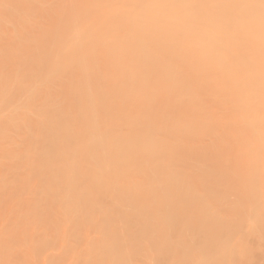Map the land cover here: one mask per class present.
Here are the masks:
<instances>
[{
	"label": "rangeland",
	"instance_id": "374dc122",
	"mask_svg": "<svg viewBox=\"0 0 264 264\" xmlns=\"http://www.w3.org/2000/svg\"><path fill=\"white\" fill-rule=\"evenodd\" d=\"M21 1H23V0H21ZM21 1H19V2L15 1V3H14L12 0L9 2H8V0H4V2H3V0H0V5L2 6V9H0V12H1V14H0V38L1 39L3 38V40L0 41V263L1 264H13V262H14V264H74L75 262H77L78 264H80L83 261L81 264H100V263L101 264H107V262H108V264H116L117 262L119 264H121V263L122 264H125V263L129 264V262H130V264L131 263L132 264H142V263L143 264H148V263L149 264H156V263L157 264H159V263L160 264H163V263L164 264H183V263L184 264H188V263L189 264H203V263L204 264H206V263L207 264H215V262H216V264H223V262L227 260L228 263L224 262L225 264H230V263H233V264H237V263L238 264H241V263L242 264H264V251H262V250H264V212H263L264 211V208H263L264 207V203H263L264 202V199H263L264 198V192H263L264 191V184H263V182H264V179H263L264 178V169H263L264 168V151H263V149H264V140H263L264 139V110H263L264 109V93H263L264 92V90H263L264 89V78H263L264 77V49H263L264 48V37H263L264 31L262 30L263 33H261L262 32L261 31L260 35L256 36L257 35V33H256V35H254L252 37L254 32H252L251 29H248V31L253 33L250 36V33L247 32V30L245 28L246 33L243 32L244 34L239 35L236 32H237V30H239V28H242L243 26L240 27L239 24L236 22L238 24V27H239V28H237V24H233L231 22L232 26L235 25L233 27H235V29L237 28V30H235L237 37H239V43L237 41V43H236L237 45L234 43H229V42H231V40L233 42H236L233 40L234 37H232V35H235V34L231 33V32H234L233 30H231V32H229L230 30L228 31L227 28H225V30H226L225 31L223 29L225 26H223L221 29H218V30L216 29L218 32H222V33H220V35H218L219 33H216L218 36L216 34H212V39L210 38L211 39L210 42H208L209 40H207L209 38L206 39L207 42L204 40V38L202 36L203 31L201 29H197V28H194L196 30L192 29L191 31H187V33H186V31L183 30L184 35L182 33L180 34L178 32L180 35L179 37L177 36L178 34L177 35L173 34L174 37L177 36L178 38H180L183 35L181 37L182 40L185 39V36H186V39H185L186 41L191 42L190 39H192L193 41H192V43H186V41L184 40L183 44L186 43L187 46H185L181 43L184 47H187V48L181 47L182 45L178 44L180 47L179 48L175 42V46L172 47V51L170 50L172 53H170V52L169 53H170L171 57L173 56L172 54H175V53L179 56L172 57V60L175 63V64H173L172 67H174V69H175V67L179 65L180 67L178 66V69L179 70L183 69L184 73H186L187 76H190V77L191 76L194 77L196 74H198L199 76L202 75V76H200L201 78L197 76V79H195L196 76L193 79H192V77H191V79L187 78L188 79V80L186 79L187 82L181 81L184 78L180 79V83H179V81H177V83L180 84V86L179 85H177V86L180 88H178V87L177 88L181 89V86H182V88H184L182 90H183V93L185 95L184 90H186L188 88L187 86H189V89H187V90L190 91V90L194 89V86L196 85L195 86L196 89H194L193 93H191L194 95V97H196V95L200 92V95L198 94L199 96H197V98H195V104L197 105V103L198 102L200 103V101L202 100L201 101L202 103H200V104H202L203 106L207 105L208 106L207 109L212 107L213 111H211V113H210L211 108L208 111L206 109V107L203 109L202 105H201L199 111H197V110L195 111L193 108H192V110L191 109H180V108H187L186 105H189L192 101L193 102L191 105L194 106V104H193L194 100H192L193 95L190 96L192 98H190L189 96L187 97L188 94L183 96V98H185V99H183L179 96L181 98V100H178V102L182 101V100L184 102L185 100H187L186 98H189V100H188L189 103H187V102H185V103L179 102L178 103L177 102L178 104H180V103L183 105L185 104L184 105L185 107L180 104V106H181L180 108H177V104H176L175 99H174L175 102L171 99V101H173V103L170 102L171 97L166 98L167 100L165 99L166 91H165V93H163L164 91L163 92L161 91L163 89H160V91H158L157 93L159 94V96L162 95V93H163V95L165 96V97L163 96L164 99L161 98V100H160V97L157 96V93H155L154 95L152 93V95H150V93L154 92L153 90H155L158 85H161V86L163 85V87H164V84L166 83L165 82L163 84L161 82L162 80L161 79L159 80V78L162 77L163 74L161 73L162 71L159 73V69H158L157 73H159V75L157 73L156 74L158 76L155 75L158 78L156 81L159 80L157 82L158 85L154 84V80L151 81L152 78L155 77L154 72H152L154 77L152 76L151 79L146 78L147 80H150L152 83L150 81L149 82L144 81L143 78L140 77L145 83H147V84L149 83L148 84L149 86L147 85L148 87L145 86L148 90H149V88H151L150 85H152V84L157 85V86L154 87L152 85V87L154 89H152L150 91L149 95L146 94L147 97L148 96L151 97L150 98L151 102L147 103L146 101H143L144 100V99H142L143 97L140 98L141 94H139V97H137V98L140 100H138L136 98L137 104H135V106L142 105L141 106L142 108L138 107V108H140V110L138 112H134V110H133V109H135V108H133L134 107L133 106L134 100L131 98H133L135 96L132 95V97L129 98L128 96H124L126 94L122 95L123 86H124V84H126L124 80L127 77L125 76L126 78H124V76H121L122 75L121 74V75H118V77L121 76L118 79L117 73H116V76H115V73H112L113 69L112 70L110 69V66H112V64H105L104 63V62L110 63V61H108L109 58H108V60L106 59L107 55H102V54H104V52L103 53L99 52L100 49L97 50V48L96 49L92 48L93 50L98 52V53L94 52L92 55H95L96 58L99 55V57H100V58L98 57L100 59L99 61H98V58L96 60L95 57L91 61L90 58H92L91 57L92 55L90 57H89V55H86L84 58L87 61V58L89 57L88 62L89 63L91 62L92 65H94V63H95V62L93 63V61H96L98 63L97 66L99 65L98 68H100L102 66L99 63H101V64L104 63L105 65L103 64V67H101L102 71H101V73L100 72L99 73L102 75V73L105 72L104 73L105 75L108 73H109V75H110V73L112 75H114L115 79L116 78L118 79L114 82V84H113V80H111L112 78H110V79H108L107 77L105 78V75H104V77H102L97 73L98 71L95 73L94 71L96 70L97 67L95 68V67L91 66V71L94 68H95V70L91 74V71L89 68L90 72L89 71L88 72L91 75H88L89 73H87V70H88L89 64L87 65L85 63L83 65L84 66V68H83L84 72H82V70L79 69L80 67L78 69L76 68L79 66V64H80L79 62H77L78 64L75 66L76 63H73V61H72V64H74V67L76 68L75 69L74 67H72L73 65H71L70 67H72V71H71V68L70 69L68 68V64L66 65L67 62L64 61L65 65H66V67H65L64 64L60 63L61 60L63 61V59L65 60L68 58L70 59V58H72V55H70V57H67L69 55L62 56L59 52L62 51V49H64V48H62V49L60 48L61 50L57 49L58 54L56 53L58 55L57 57H59V60H60V61L58 60L59 64H60L58 66H60L62 68H60L59 70H56L57 66L54 67L55 69L54 68L53 69L55 70V72L45 74V75H47V78L45 81H42L43 77L40 78V75L43 74L42 71H43V68H45L43 64L46 63L49 59H52L50 56V58H48V60L46 61L45 58L47 56L44 55L43 52H46L44 49H47V47L49 48L53 45V44L52 45L50 44V46L48 45V41H47L48 39L47 38H50L49 41L50 40L53 41L52 40L53 38L51 39L52 32H51V35H49V36L46 34V32L48 34H50L49 29H47V30L45 29L46 30L45 34H44V32H42L44 35H46V37L43 36L44 37L43 40H45V38L47 39L45 42V44L47 43V47L44 48L46 45L43 46L44 43L41 42L43 40L40 41V39H39L40 37L38 36V33H41L40 30H42V28L40 26L44 22V19L46 17H44V18L42 17L43 20H41V16L43 15L42 12L39 13L40 15L39 14L37 15L36 14L37 10L34 8L44 9L46 7L45 9H48L49 10L48 12L52 13L51 15H49L45 11V13H47V15H49V17L50 16H52V17L56 16L53 19H52V17L49 19V23L52 22L51 25L53 24V27L54 26L57 27L59 25L60 20H62L63 23L64 22L66 23V20H68V23H70V18H68V15H67L66 19H65V16H64V18H62L61 15L53 13V12H56V8L51 7L52 5H54L53 3L51 6H49L50 3L48 2V0H44L45 3L43 2V0H38V2L40 1L39 3L35 0L34 2L38 3L39 6L37 4L36 5L34 4L33 10H32V6H31V4L33 5V0H31L32 2L28 0L27 3L28 2H30V3L26 4L27 7L28 8L31 7V9L30 8L28 9L27 7H25L26 5H22V6H24V7H22L21 4H25L26 2L23 1V3H22ZM227 1L225 2V0H223V2L222 1L221 2L226 3V4H228V2H231V0L228 2ZM241 1L239 0L240 3H241ZM250 1L252 2V0H248L249 3L247 1H246V3L243 2V3H245L243 7L247 8L248 4L252 6ZM253 1L257 2L256 4H254V6H252L255 9H257V11H255V13L252 14V15H254L252 17L257 16L258 18L256 17L257 21L254 19V22H257V24H255L253 21L252 22L255 25V27L258 24H260L259 26L264 27V20H263L264 19V6H263L264 3H262L263 0H253ZM1 2L2 3L7 2V3H5L7 5V7H10L9 6L10 2H13V4L11 3V7H10L11 10H12V5H16L15 7L17 8V4H18L19 7L21 6L22 8H24V9L20 10V11H23L24 13L19 12L18 8L17 9L13 8V10L10 13V10L7 11V9H4L5 5L4 4L2 5ZM46 2H48L49 4ZM64 2H65V0H64ZM233 2H234V5L236 6L237 4H235V2L237 3V1L233 0ZM259 2H261V3H259ZM19 3H21V4H19ZM68 3H71V1L68 0L67 3L65 2V6H67ZM243 3H242V5H243ZM212 4H214V2ZM216 4H217V2H216ZM216 4H214V5H216ZM231 4H232V2H231ZM222 5L223 4H221V6ZM228 5H227V7H228ZM238 5H240V4H238ZM1 6H0V8H1ZM36 6H38V7H36ZM217 6L211 7V10H214V7H217ZM219 6H220V4H219ZM221 6H220V9H221ZM223 6H226V5L224 4ZM240 7H242V6H240ZM3 9H4V11H2ZM25 9L28 10L27 11L28 13H26ZM225 9L222 11H224V12L227 11V9L226 10ZM248 9L250 10V8H248ZM248 9H242V10L240 9L241 10L240 13H239L240 10L238 9L239 10L238 13L239 14H243V13L248 14V12H247ZM14 10H16L17 12H13ZM30 10L36 11L33 13H35V15H36V20L40 19L39 22H41V23L38 24V22H37V24H36V22H35L36 20L32 19V17L35 18V16L29 14ZM243 10H244V12H243ZM254 10L252 9L251 11H254ZM215 11L217 13L220 10L219 9L217 10V8H216ZM230 11H231V8H230L229 12ZM232 11L234 12L235 10L233 9ZM251 11H249V13ZM258 11L261 14H258L257 13ZM229 12H225V13H227V15L226 14H224V15L227 17ZM212 13L214 14L215 12L213 11ZM221 13H219L220 16L222 15ZM251 13H253V12H251ZM256 13L260 16H262V15L263 16L260 17V16L256 15ZM213 14H211V15L214 16ZM229 14H231V16H233L234 13L232 14L230 12ZM37 16L40 18H38ZM231 16H229V17H231ZM248 16H249V14L247 15V17ZM250 16H251V14H250ZM57 17H58V21H59V22L57 21L58 23L55 22L57 20ZM226 17H224L225 20H227ZM233 17L238 18L239 16L237 15V16H233ZM240 17L243 18L244 16H240ZM240 17H239V19H240ZM252 17H251V19H252ZM261 18H263V19H261ZM79 19H80V17H79ZM213 19H215V18H213ZM213 19L211 21V24L216 23L215 20H213ZM221 19H223V18L219 19V16H218V19H216V20L217 21L220 20L222 22ZM230 19H232V18H230ZM230 19H228V21ZM239 19H237L236 21L239 22L240 21ZM225 20H223V22ZM233 20H231V21H233ZM244 20H246V17ZM262 20H263V23H262ZM81 21H82V19H81ZM81 21H78L79 23H77V25L82 23ZM249 21L251 23V20H248L246 25H248ZM258 21H259V23H258ZM54 24H58V25H54ZM60 24H61V22H60ZM36 25H39L40 28H38V29H40V30L37 29ZM71 25L73 26V24H71ZM74 25H75V23H74ZM77 25L73 26L74 28L68 26L69 27V28L67 27L68 30H65V31H63V28L59 25V27L62 29V31L65 32V34L63 32L62 33L60 32V34H63L60 36V38H59V35H57V32L55 34L58 36V39H60V40L62 39L61 41L56 39V37L54 36V38L59 41V45H60V42H64V40H65V39H63L65 37L62 38V36H65L66 34L73 35L70 33V31L74 32L73 29H75V27H77ZM213 25H212V28L210 29L212 31L211 33L214 32L213 31L214 27L216 28V26H217V28H220V27H218L220 25V23L218 25L217 24L214 25V27H213ZM42 26H43V28H46V27H44V23ZM250 26L252 27L251 24H250ZM63 27H66V26L63 25ZM261 27H259L258 31H260ZM67 28H65V29H67ZM229 28H231V27H229ZM55 29L56 28H53V31ZM253 29H254V26H253ZM262 29H264V28H262ZM216 30H215V32H217ZM219 30H221V31H219ZM192 31H193V34H192ZM253 31H256V30H253ZM184 32L186 33V35ZM188 32H190V33H188ZM225 32H228L227 33L228 35L230 33L229 36H226V37H229L228 39L226 37H223L226 35ZM53 33H55V32H53ZM58 34H59V32H58ZM188 35H191V36H188ZM40 36H41V38H43L42 35H40ZM187 36L189 37V40H188ZM213 36H214V38H213ZM221 36L223 37V40H225L224 38H226L227 42L230 39V37H232L231 40L228 42L229 44H227L225 41H222ZM29 37H31V38H29ZM67 37H68V38H66L67 41L65 40L66 46L60 45V47L64 46L65 49H66V47H68V50H66V51H69V49L72 45L70 46L68 44H71V42L73 43L75 40L71 41V40H73V38H71L73 36L68 35ZM192 37H194V38L195 37H199V38L202 37V38L201 39L198 38L199 41H196L198 39L197 38L194 39ZM219 37H221L220 40H219ZM237 37L235 36V40ZM262 37H263L262 42H258L257 44H258V46L262 45L263 47L261 46V47L257 48V51H256L257 54L252 53V52H255V50H256L254 48L258 47V46H256L257 44H254L253 42L259 41V39H261ZM107 38H108V36H107ZM107 38H105V39H107ZM155 38H156V36H155ZM68 40H70L71 42L67 43ZM107 40H110V39H107ZM153 40L154 39H152V41ZM194 40L196 42L200 43L199 44L200 46H198L197 45L198 43L196 44ZM201 40H203V42ZM86 41H88V40H86ZM157 41H158V38H157ZM215 41L217 42V44L215 43ZM218 41H219V43H218ZM7 42H11V43H7ZM89 42L90 41L84 42V43L79 42V44H80L79 47H77L78 43H75V44L73 43V46L74 45L75 46L74 47L72 46V47L73 48H75V47L80 48L82 46H85L86 48H89L91 46V44ZM105 42H107V41L105 40ZM154 42H156V41H153V43ZM177 42H179V41H177ZM223 42H224L223 45L225 46L224 47L225 52H224V48L219 46V45H221L220 43H223ZM39 43H42L41 49L43 50V52H42L43 54H41V57H38L39 51H36V47H37V50L39 49V46H37V44L39 45ZM55 43L57 46H59L57 42H55ZM100 43L103 44L102 41ZM113 43H114V41H113ZM113 43H111V45L114 46L115 44H113ZM194 43H195V45H194ZM203 43L205 44L206 47L203 46L204 45ZM211 43H213V44H211ZM245 43H247V44H245ZM28 44H29V47H28ZM89 44H90V46H88ZM157 44H158V42H156V45ZM190 44L191 45L193 44L195 46V48L193 46H191L192 48H190V50H192V52L188 50L189 53L193 54V52L196 51L194 49H198L199 53L203 51L202 54L197 53V51H196L197 55L195 54V52L192 56H190V54H187L188 52L186 49H189L188 45H190ZM215 44H216V47L219 46V48H223V49L219 50V49H217L218 47L215 49ZM225 44L230 45V46L227 47ZM7 45H9L10 47H8ZM56 45H53V46L55 48H58V47H56ZM98 45H97V47H99ZM111 45H109V46L111 47ZM153 45H154V48L151 47L152 50H154L156 48L155 43ZM235 45L237 46V48L232 47ZM246 45H247V47H246ZM42 46H43V48H42ZM211 46H214V47H211ZM94 47H96V46L94 45ZM107 47H108V44H107L106 48ZM199 47H201V50H199L200 49ZM226 47L227 48L232 47V49H234V50L238 49V50L233 52L232 49L228 50V49H226ZM24 48H28L31 51H29V50L26 51L27 49L25 50ZM82 48L84 49V47H82ZM102 48H101V51H103V49H104V48L103 49ZM204 48H206V49H204ZM111 49H112V47L110 49H108V51L111 52L110 51ZM162 49L164 50V48H162ZM173 49H177V50L179 49L178 50L179 54L177 53L176 50L174 51ZM202 49H204L205 51ZM214 49H215V52H214ZM251 49L254 51H251ZM50 50H47V52ZM76 50H74V54L79 52ZM182 50H186L185 52H187V53L184 54L185 52H183ZM209 50H211L213 53L210 52ZM66 51H64V53H66ZM80 51H81V53L80 52L79 53L82 54V52L84 50L82 51V49H81ZM179 51H181V52H179ZM206 51H207V53L209 52L208 55H211L213 60H211V57L206 54ZM228 51H229V53H228ZM262 51H263V53H262ZM51 52H53V51H51ZM54 52H57V51H55V49H54ZM130 52H132V51H130ZM216 52H218V54L215 56ZM230 52H232L233 54ZM240 52L243 54L241 55ZM247 52H249L250 54H255V55L251 56V58L254 57L252 60L250 58V54ZM79 53H77V54H79ZM84 53L87 54V51L86 52L84 51ZM181 53H183L184 55ZM237 53H238L239 57H237ZM54 54L52 55L53 57H55ZM67 54H72V49H71V53L68 52ZM133 54H132V56H134ZM204 54H206L210 60L208 59L206 61L205 59H207L206 58L207 56L206 57L203 56ZM222 54H225V55H222ZM230 54L232 56H230ZM234 54H236V55H234ZM43 55L46 56V57H44L45 61L43 63H41L42 66H40L38 62H41V61H39L38 58L42 59ZM75 55H73V57ZM82 55H78V58H80ZM170 55L166 54V56H170ZM180 55L183 56L185 58V60L182 59L183 57L181 58ZM218 55H219V57H220V55H222L223 58L221 56L220 57L221 59H220L218 57ZM243 55L246 56V58ZM60 56L63 59H61ZM102 56H103L104 60H102ZM196 56H197V58H198V56H200V57L198 59L194 60V58H196ZM75 57H74V60H75ZM186 57L188 59H189V57H194V58H192V60L190 58V61H189ZM224 57L226 59H224ZM231 57H234L235 59L234 58L232 59ZM241 57L242 58L244 57V59L242 60ZM256 57H258V58H256ZM26 58H29V59H27L28 61H26ZM112 58L115 59L114 64H115V62H116V64L117 63L120 64V62H119L120 58H118V57H116V58L112 57ZM174 58H177V59L181 58L182 60L179 59V60L175 61L176 59L174 60ZM55 59H56V57L53 59V61ZM81 59H83V57ZM200 59H202V60H200ZM245 59H246V61H245ZM257 59H258V61H257ZM68 60H66V61H68ZM76 60L74 62H76ZM80 60H77V61H80ZM186 60L189 62H187ZM193 60L195 62L200 63V64H198V63H197L198 65L193 64V62H194ZM223 60L228 61V62L232 61V63L234 65L230 62V63H228L227 68L224 67L226 65L221 66L220 61H223ZM234 60H236V61H234ZM240 60H242L243 63H240L241 62ZM248 60L250 61L249 63H248ZM254 60H255V63H254ZM53 61L51 60L50 63ZM70 61L68 63H70ZM112 61H113V59H112ZM182 61H186V62H182ZM201 61L202 62L204 61L206 64H208V63L209 64L208 65H206L205 63L202 64ZM214 61H217V63L215 62L216 63L215 64ZM30 62H31V64H30ZM55 62H57V60ZM210 62H212L213 64ZM244 62L246 63L247 66L241 65V64H244ZM252 62H253V64H252ZM177 63H179V64H177ZM186 63H187L188 69H189V65H190L191 66L190 69L192 68V69L196 70L195 72L193 71V73L195 75L190 74V72H192V69H191V71H189L188 69L185 70L187 68V66H185ZM259 63H261V64L259 65ZM182 64H184L185 68ZM229 64H231V65H229ZM127 65L128 64H126V66ZM162 65H163V63L161 64V66ZM238 65H240V66H238ZM254 65H256V66H254ZM52 66L53 65H51V66L49 65L48 68H47V66H46V68L49 70V68L50 67L52 68ZM81 66H82V64H81ZM94 66H96V64ZM104 66H106V67L104 68ZM181 66H182V68H181ZM196 66L197 67L199 66L200 68L199 67L195 68ZM201 66H202V68H201ZM210 66H212V67L210 68ZM232 66L235 68V70L232 69ZM64 67L66 69L67 68L69 69L70 75H68V72H69L68 70L64 71ZM107 67L109 68V71L111 70L112 72L106 73L107 72L106 69H108ZM116 67H117L118 71L114 69V72L115 71L121 72L119 70H120V67H122V63ZM128 67L130 68V66H128ZM147 67H149V66H147ZM205 67H207V68H205ZM236 67L241 72L239 71L237 73L238 70L236 69ZM203 68H204V72L207 69V71H210L212 73H209L207 71L205 73H203ZM216 68L218 69L219 73H217ZM242 68H244V70H243L244 73L246 72L248 77L251 76V78H248V77L243 78V77H246L247 75H246V73L243 74ZM47 69L46 70L44 69L45 73H46V71H48ZM123 69H124V67L121 68L122 73L124 74L126 71L124 70L125 72H123ZM171 69H173V68H171ZM178 69H177V71H178ZM199 69H200V71H199ZM261 69H262V72H261ZM30 70H32L31 71L32 74L30 73L32 75V78L30 75L28 76V73H27V72H30ZM51 70L52 69H50V71ZM73 70H76L75 73L77 72L76 73L77 75H81V76H77L76 74H74V75H76V77H78V79L75 78L73 75H72L73 77H71V72H73ZM130 70L129 71L127 70V71L133 72V69L131 71ZM137 70L138 69H135V72ZM197 70L199 71L200 74L197 73L198 72ZM251 70H253V72ZM259 70H260V72H259ZM25 71H26V73H25ZM188 71H189V73H187ZM232 71H234L235 73ZM248 71L250 72L251 75L249 74ZM135 72H133V73H135ZM163 72L165 73L164 69H163ZM229 72H231L233 74L230 73L228 75ZM93 73L98 74L97 77H99V78L96 79L98 81H94V82L92 81V80H95L94 77L96 76ZM138 73H139V71H138ZM215 73H217V75ZM255 73H256V75H255ZM259 73H261V75ZM204 74H207V75H204ZM208 74L211 78L208 76ZM211 74L212 75L214 74V76H212ZM218 74L220 76V79L217 81L216 78L219 77ZM253 74L255 75V78L258 76V74H259L258 77L263 76V77H261L263 80L260 81L261 79L258 77L256 79L253 78ZM25 75H27V78ZM124 75H126V73ZM135 75H137V74H135ZM147 75H149V74H147ZM151 75H149V77ZM129 76H131V74ZM129 76L127 78L129 83L126 85H130V81L132 80V79L130 80ZM167 76H168V74L166 73V77ZM206 76H207V78H206ZM215 76H216V78H215ZM79 77H81V78L79 79ZM202 77H204V79ZM221 77H223V78H221ZM238 77L239 78L241 77V78L239 79ZM39 78L42 80H40ZM82 78L86 80V83H84ZM134 78H136V80L134 81L135 85H138L137 88H139L144 94V90H146V89L145 88H144V90L141 89L144 86V85L141 86V84H143V83H141L142 80L138 79V80H140V83H141L139 85L138 80H137L138 77L135 76ZM163 79H164V77H163ZM198 79L200 80V84H196L199 82ZM242 79H244L243 80L244 82L241 81ZM258 79H259V81H258ZM59 80H62V83H63L62 85L65 84L64 86L60 85L63 87V88H61V87L60 88L65 93L64 96H63L64 93L61 92L62 90H60V91L56 90L60 84ZM190 80H191V82H189ZM202 80L204 83L202 82ZM234 80H236V82H237V80H239L237 82V84L235 83L236 87L240 86V88L238 87L240 89L239 92L237 91L238 89L235 87L234 83H232V81L235 82ZM41 81H42V84H41ZM117 81H119L120 83H124V84H121V86L122 85L123 86L120 87V84ZM164 81H166V80H164ZM167 81H168V83H167L168 85L166 84V86H165L166 90H168V86H170V88L172 89L174 87V86L172 87V85L175 83H173V80L171 82V80L167 79ZM194 81H195V83H194ZM213 81L216 83L212 84ZM220 81L222 82L221 86H220V83H218ZM225 81L226 82L228 81V82L226 83ZM248 81H252V82L251 83L249 82L250 83L249 84V83H247ZM43 82H44V84H43ZM95 82H97L96 86H95V84H96ZM105 82H110L111 85L109 86V83H107L108 85H104ZM159 82H161V84ZM181 82H183V85H181ZM260 82H261V85H260ZM116 83L119 84L117 88L120 91L117 90ZM184 83L186 84L185 86H184ZM210 83H211V85L214 86V88H213V86L211 87ZM246 83L248 85H245ZM187 84L193 85L192 89L190 88V85H187ZM217 84L219 87L217 86ZM255 84H258V85H255ZM40 85H42L43 88L46 87V89H43V88L41 89ZM43 85H46V86H43ZM113 85H115V86L112 87ZM198 85H199V87H198ZM208 85L211 88H213L214 90L213 89L210 90ZM47 86L49 87L48 89H50V92L48 91ZM91 86L92 87L95 86L94 87L95 90L93 88H91ZM104 86H106V88H107V86H108V88H111V89L113 88V91L112 90L109 91L110 89L104 90V88H105ZM161 86H159V87L161 88ZM222 86L224 88H222ZM246 86H248V87L252 86V87L248 88ZM65 87H66V89H65ZM97 87H99V88L96 89ZM229 87L231 88V90ZM242 87H243V89H241ZM261 87H262V91L260 89ZM115 88H116V91H114ZM133 88H135L134 84H133ZM170 88H169V90L172 93L173 90H171ZM224 89H226V91ZM40 90L42 93H44L46 91L49 92L50 97L57 96L58 94L53 95V93L56 94V92L57 93L59 92L60 94H62V95L59 94L61 99L57 98L58 96L56 97L57 99L60 100V102L62 101L61 102L62 105H60L58 103L59 105L57 106V104H55L58 109L57 108L54 109V107H56V106L52 107L53 104H51V106L49 107V102H51L52 100H49L50 97L48 95H47V97L49 99L47 97H45L47 93H44V96H43L41 94ZM43 90H45V91H43ZM58 90H59V88H58ZM102 90L104 93L102 92ZM169 90L167 91V93H170ZM196 90H198V91H196ZM229 90L231 93H229ZM233 90H235L236 92ZM117 91H119L121 93H119ZM156 91L157 90H155V92ZM211 91H212V94H211ZM216 91L219 93H221L223 91L221 93L222 95H220L219 93L217 94ZM224 91L225 92L228 91V92L225 93ZM249 91H250V94H248ZM134 92H136V91H134ZM160 92H162V93L160 94ZM190 92H192V91H190ZM190 92L186 91V93H190ZM194 92H196V93L194 94ZM127 93H129V91ZM131 93L134 94L133 92H131ZM145 93H148V91L146 90ZM208 93H210V95ZM39 94H41L44 97V99H46V100L41 99L42 96ZM155 95L158 98H156ZM213 95H216V96L213 97ZM245 95H247V97H245ZM143 96H145V95H143ZM153 96L156 98L157 101H155L154 98H152ZM209 96L212 97L211 100H209V98H210ZM221 96H222V98H220ZM198 97H200L199 98L200 100L198 99ZM201 97H205L204 99L207 101L205 102V100H203ZM229 97H230V101H229V99H226ZM56 98H55L54 102H56ZM52 99L54 100V98H52ZM145 99L147 100L146 97H145ZM221 99H223V100H221ZM153 100H154V102H156V105H154V104L151 105V103H154ZM165 100L170 102V103L167 102L166 104L167 105L171 104L170 106H168L171 109H168V107H166V105L164 104L166 102ZM231 100H232V103H231ZM44 101H47L48 103L44 102ZM158 101L159 102L161 101V102L159 103ZM209 101H210V103H208ZM249 101H250V103H249ZM157 102H158V104H157ZM42 103L46 104L45 107L47 105L48 106L46 108H44V106L42 108H41V106L39 107V104L41 105ZM138 103H141V104L138 105ZM161 103H163V104H161ZM44 104H42V105H44ZM146 104H147V106H149V108H151V106H153V105L158 107V108L153 106L157 110L154 109V111L152 113L153 108H151V110H149V112H151V113L147 112L148 109L145 113V112H143V110H144L143 106H146ZM160 104H161V106H159ZM174 104L176 105L177 109L182 110V114H181L180 110L178 111L177 109L174 108L175 107ZM200 104H198V105L200 106ZM162 105H164V106H162ZM147 106L145 108H147ZM172 106H174V107H172ZM59 107L64 109V111L65 110L66 111L65 112H62L63 110L60 111ZM159 107L164 108V109L162 108V110H164L163 111L164 113H167V111H171L173 113L168 112L167 114L164 115L161 108H159ZM138 108H136L135 111H137ZM166 108L168 110L165 112ZM173 108L176 111L173 110ZM158 109H159V111H158ZM141 110H142V113H140ZM193 110L196 113H194ZM174 111H175V114L178 113L179 116H178V114H176V116H175ZM183 111L185 112V114H183L184 113ZM189 111L192 113L186 114V112H189ZM47 112H48V115L46 114ZM133 112L138 116V119L140 117L141 120L139 119V121H137L136 120L137 116H135V114H133ZM157 112H159V115H161V113L163 115H161V117H160V116H158ZM231 112L233 114H231ZM137 113H140L142 115H146L148 113V115L151 116V114H152V116H154V117L153 118L151 117V119H150V116H148V115H146V117L143 116L144 119L147 120V122H146V120H142V115H139ZM154 113L156 114V116H158V117H156L157 121L155 120V123L157 122V124H155L153 121L154 119H156ZM170 113H171V115H170ZM198 113H199V115H198ZM191 114H193L194 118L191 117ZM211 114H213V117H211L212 116ZM252 114L254 117L251 116ZM166 115L167 116L170 115L171 117H165ZM182 115H183V118H180V116H182ZM197 115H198V117L201 115L200 118L201 117L203 118V119L201 118L202 119L201 122H203V124H200L201 123V122H199L200 118L197 119ZM214 115H215V117H214ZM147 117H149V118H147ZM173 117H174V119H173ZM175 117L178 119L177 121H179V120L181 121V119L183 121V122L181 121L182 123L178 122V125L176 124V127L180 128V129H178V131L175 128V123H177V121H175L176 120ZM184 117H186V120ZM187 117H189V119ZM159 118H160V120L158 121ZM187 119H188V121L191 119V121H189L190 123L186 122ZM193 119H194V121H193ZM161 120H162V122H161ZM169 120H171L173 122H171ZM203 120H205L206 122L208 121V123H206ZM135 121H137L138 125L136 124ZM144 121L146 122V124L149 122L151 124L153 122L155 126L153 124H152V126H154V128L158 126V128H156L157 130H159L158 132H157V130L154 131L153 130L154 128H152V126H149L151 131L155 132L154 136H153L154 138L156 137V134L159 133L158 134L160 136V137L158 136L159 139H162V137H163V138L170 140V142H172V139L176 140V142H172L173 145H170L171 143L169 144V141L162 139V141L164 140V145L166 142L167 146L166 145L165 146L167 147V149L168 148L172 149V150L170 149L171 152L173 151V147H174V149H176L173 151V153L171 155H169L170 153L168 154V152H167V154L169 156H165L166 153H162L161 151H159L161 148L165 147L163 145H161V148L159 147V144H157L159 142V140L157 141L156 139H153V141L156 140L155 142H157V143H155V144L158 145L157 147L152 140L149 141L153 132H151L149 130V127L145 123H144L145 124L144 126L143 125L140 126V124H143L141 122H144ZM184 121H185V124L183 125ZM127 123L129 126L128 128L126 127ZM167 123H168V125H167L168 127L166 126ZM187 123H189V124L192 123V124L188 125ZM204 123H206V124L204 125ZM179 124L184 126V127L186 125H188V127H186L187 129L191 127L190 131L189 130L187 131L188 135L186 134V131H185L187 129L184 130V128L182 126H180ZM160 125H161V128H160ZM169 125L174 126L173 127L174 131L171 130L172 128ZM201 125H202V128H201ZM135 126L136 127L137 126H140V127L143 126L145 128L142 127L143 128V131H142V130H140V127H139L138 131H140V133L142 131V133L140 134L135 129L136 128ZM203 127H204V129H203ZM168 128H169V130H168ZM181 128L183 129V131L185 133L182 132ZM146 129L152 133V134L150 133L151 135L148 138L149 140L147 139L149 141V144H151L150 142H153L154 146L156 147V150H158L157 153H160V152L162 153L161 155L158 154V156L160 155L161 157H158L157 154L153 155V156H157V157H153L151 155L152 153L146 154L145 152L147 151L146 150L147 148L145 149V151H143L144 149H141V147L145 148L144 146H141V144L145 143V142H142V143H140V142L145 141V138H147V136L149 135V134H147L148 131H146ZM164 129H165L166 133L163 132ZM175 129H176V132H178L179 134L175 132ZM130 130L132 131L131 133H134L133 135H135V133L138 132L141 135V137L137 136V135H139L137 133L134 136V138L139 137L140 139L139 138H137L139 140L134 139L136 141L135 142L132 139L133 136L131 137ZM160 130L162 132H160ZM167 130H168V132L170 131V133H171L170 136H169ZM191 131L193 132V134L191 133ZM200 131H203V132H200ZM172 132H175V134H172ZM194 132L195 133L197 132L198 135H196L197 133L195 134ZM162 133H165V134H162ZM146 134H147V136H146ZM167 134H168V136H167ZM183 134L187 135V136H183ZM190 134H192L191 135L192 137L191 136L189 137ZM128 136L131 138H129ZM171 136L173 138H171ZM176 136H177V138H176ZM167 142L169 145L167 144ZM222 142H224V143H222ZM225 142H226V144H227V142H230L228 144L231 145L232 148L234 147V150L232 151L231 146H229L228 144L226 145ZM247 142L250 144H248ZM134 143H136V145ZM138 144L140 146H138ZM145 144L147 145V141ZM174 144H175V146H174ZM215 145H217V146H215ZM170 146H172V147H170ZM138 147H140V150L143 151L144 154L139 150ZM152 147H153V145H152ZM165 148H163V149L165 150ZM216 148L219 150L218 153L213 152L214 150H216ZM228 148L231 150H229ZM149 149H151V147L150 148L148 147V150ZM163 149H161V150H163ZM246 149H248V150H246ZM156 150L154 151L155 153H156ZM148 152L149 151H147V153ZM150 152H151V150H150ZM165 152H166V150H165ZM207 153H209V155L212 159L209 157V155ZM213 153L214 154L216 153L215 156ZM234 155H236V157ZM248 155H249V157H248ZM213 156H214V158H213ZM235 158H236V161L234 160ZM211 161H213L214 163H212ZM261 165H263V166H261ZM256 167H257V169H256ZM203 169H205V171H203ZM253 169H255L256 171ZM249 170L252 171V173H250ZM257 170H259V171H257ZM219 172H221V173H219ZM253 172H255V174ZM219 174L222 176H220ZM210 175H212V176L210 177ZM218 175H219V177H218ZM259 175H261V176H259ZM202 177H204V178H202ZM259 178H261V180L262 179L263 180L261 181V180H259ZM252 182L254 184L253 187H252ZM259 182H260V184H259ZM244 184L246 186H244ZM203 185H206V186H203ZM187 186L190 187L188 190H187ZM247 187L249 188V191H248ZM261 191H262V193H261ZM186 192H188V193H186ZM215 192H217V193H215ZM254 192H255V194H254ZM197 193H199V194H197ZM205 193H207V194H205ZM174 194H176L175 196H177V195L178 196L175 198ZM211 194H213L214 197ZM189 195H190V197H192V199L190 201L188 200V199H190ZM196 195H197V197L200 196L202 198L200 199V197H199L198 201H197V197L194 198ZM260 195H261V197H260ZM210 196H212V197H210ZM258 196H259V198H258ZM173 197L177 201H179L178 204H177L176 200H173ZM186 197H189V198H186ZM179 198L182 199L181 202H180L181 199H179ZM213 198H214V200H213ZM215 198H216V200L218 199L217 202L219 201V199L221 201H219L217 203ZM258 199L261 201H259ZM262 199H263V201H262ZM191 201L193 204L191 203ZM225 201H227V202L229 201L230 203L228 204L226 202V204H225ZM258 201L260 204L258 203ZM173 202H176V203H173ZM187 203H189V204H187ZM179 204L181 206V207L179 206L180 208L178 207ZM190 204H191V206H190ZM218 204H219V206H218ZM174 205L176 207L172 208V206H174ZM192 205H194V206L192 207ZM189 206L192 208L191 213L189 211L190 210ZM230 207H232V208H230ZM163 208L167 209V210H164ZM233 208H235L236 210ZM254 208H255V210H254ZM168 209L171 211H168ZM193 209H195V211ZM214 211H215V213H213ZM232 212H234V214L235 213L236 214L234 215ZM187 213H189V214H187ZM210 213H212V214H210ZM191 214H193L194 216ZM189 215H191V216H189ZM214 216H216V218ZM228 216H230V217L226 218ZM198 218H199V220H198ZM214 218L216 220L219 219L221 222L216 221ZM231 218L233 219V221L231 220ZM192 219H194V221H192ZM228 219H230V220H228ZM186 220H187V223H186ZM196 220H197V222H195ZM225 222H228V223H225ZM232 222H233V224H231ZM188 223H190L191 226L190 225L188 226ZM192 223L196 224V225H193ZM234 223H235V226H234ZM248 223H250V224H248ZM158 224H159V227H158ZM200 224H201V227H200ZM225 224H227V225H225ZM174 226H176V227L173 228ZM179 226H181V227H179ZM193 226L194 227L196 226V228H194ZM213 226H214V229H212ZM221 226H222V228H221ZM226 226H228V228ZM183 227H184V229H183ZM216 227L218 229L219 228L220 229L218 230ZM223 227L224 228L226 227L225 228L226 230L223 229ZM230 227H231V230H230ZM235 227H239V228H235ZM255 227L257 229H255ZM192 228H194V229H192ZM246 228H247V230H246ZM205 229H207V230H205ZM236 229H238V231ZM197 230H198V232H197ZM200 230H201V232H200ZM208 230H210V232L206 233ZM227 230H228V232H227ZM158 231H159V233H158ZM187 231H189V232H187ZM216 231H217V233H216ZM160 232L162 234H160ZM183 232H185V234H183ZM234 232L236 233V235H234L235 234ZM258 232L259 233L261 232V233L259 234ZM156 233H158V234H156ZM200 233H203L202 236L206 233L204 235L205 238H204V236L202 237L200 235ZM226 233H228V234H226ZM194 234L199 236L198 237L199 241H196L197 236ZM238 234H240L241 236ZM245 234H246V236H245ZM190 236L193 238H191ZM213 236L214 237L216 236L215 238H218V239H214ZM228 236H230V238ZM185 237H186V239H185ZM227 237H228V239H227ZM106 238H107V240H106ZM221 238L222 239L224 238V239L222 240ZM231 238H232V240H231ZM259 238L261 241L259 240ZM256 240L258 242H256ZM105 241H106V243L108 242V244H106ZM176 241H178V242H176ZM180 241H181V243H180ZM182 241H183V243H182ZM184 243H186V244H184ZM213 243H215V244H213ZM70 244H71V246H70ZM113 244H114V246H113ZM210 244H211V246H210ZM206 245H207V247H206ZM239 245L241 247H239ZM248 245H249V248H252V249L248 248V250H247ZM250 245H252V246H250ZM172 246H173V248H172ZM176 246H178L177 249L175 248ZM215 246H217V250H215L216 249ZM218 247H221V249L220 248L218 249ZM83 248H85V249H83ZM63 249H64V251H63ZM167 249H169V250H167ZM251 250H252V252H251ZM167 251H169V252H167ZM180 251H181V253H179ZM183 251L185 253V254L183 253L184 258H182V256H183L182 252ZM217 251H219V252H217ZM221 251H223V253ZM195 252H197V254ZM233 253L236 254V257ZM252 253H254V254H252ZM150 254L153 257H149ZM203 254H205V255H203ZM238 254H239V256H238ZM155 255L157 256L156 258L158 260H156V258L154 257ZM210 255H211V257H210ZM213 255L215 258L213 257ZM217 255H219V256H217ZM255 255H257L256 258L254 257ZM101 258H104V259L101 260ZM160 258H162V260ZM204 258H206V259L204 260ZM217 258L220 260H218ZM222 258H223V260H222ZM5 259H6V261H5ZM228 259H229V261H228ZM257 259H258V261H257ZM164 260H165V262H164ZM94 261H95V263H94ZM243 261H244V263H243ZM7 262H9V263H7Z\"/></svg>",
	"mask_w": 264,
	"mask_h": 264
},
{
	"label": "bare ground",
	"instance_id": "6f19581e",
	"mask_svg": "<svg viewBox=\"0 0 264 264\" xmlns=\"http://www.w3.org/2000/svg\"><path fill=\"white\" fill-rule=\"evenodd\" d=\"M9 1H11V0H8V2ZM14 3H15V1H21V0H12ZM24 2H26L25 4H21V3H19V4H21V6L22 5H26V4H28V3H30V2H28L27 3V1L28 0H23ZM23 1H21L22 3H23ZM29 1H31V0H29ZM35 0H33V5L31 4V6H32V10H33V6H34V4L36 5H38L39 6V2H38V0H36L38 3H35L34 2ZM69 1H71V3H68L67 4V6H65V2L67 3L68 2V0H65V2H64V0H48V2L50 3H48V2H46V3H48L49 4V6H51L52 5V3L55 5H52L51 7H54V8H56V12H53V13H55V14H58V15H61L62 16V18H64V16H65V19H66V16L68 15V18H70V23H68V20H66V23L64 22H62V20H60V22H61V24H60V22L58 21V17H57V20L55 21L56 23H58L59 22V25L63 28V31H65V30H68V28L69 27H73V26H75V25H77V23H79L78 21H81V19H82V23H80V24H78L77 25V27H75V29H73V31L74 32H71L70 31V33L71 34H73V35H70V34H66L65 36H62V38L63 37H65V38H63V39H65L66 41H67V39L66 38H68L67 36L69 35V36H73V37H71V38H73V40H71V41H74L73 43L75 44V43H78V46L77 47H79V42L80 43H84V42H88V41H90L89 43L91 44V46H90V44L88 45V46H90L89 48H86L85 46H82V47H84V49L82 48V47H80V48H77V47H75V48H73L74 46H73V43L70 41V40H68V42L67 43H69V42H71V44H68V45H72L71 47H70V49H69V51H66V50H68V47H66V49H65V47L64 46H66L65 45V40H64V42H60V45H64V46H62V47H60V45H59V41L58 40H60V39H58V36L57 35H59V38H60V36L61 35H63V34H60V32L62 33L63 31H62V29L59 27V25L58 24H54V25H58L57 27L56 26H54L53 27V24L51 25V23H49V19L52 17V16H50L49 17V15H51L52 13H50V12H48L49 10L48 9H41V8H39V9H37V8H34V9H36L37 10V12L36 11H32V10H30V13L29 14H31V15H34L35 16V18L34 17H32V19H35L36 20V15H35V13H33V12H36V14L38 15L39 13H41L42 12V16H41V20H43L42 19V17L44 18V17H46L45 19H44V27H46V28H43V23L41 24V28H42V30H40V29H38V28H40L39 27V25H36L37 26V29L38 30H40L41 31V33L42 32H44V34H45V32H46V30L47 29H49L50 31H49V33L50 34H48L47 32H46V34L49 36V35H51V32H52V36H51V39L53 40V41H49V39L50 38H45V40H43L44 39V37H46V35H44L43 33L41 34V33H38V36L40 37L39 39H40V41L41 40H43V41H41V42H43L44 44H43V46L44 45H46L44 48H46L47 47V43L45 44V42H46V40L48 41V45L50 46V44L52 45H56V43L55 42H57L58 43V45L59 46H57L56 45V47H58V48H55L53 45L51 46V47H49L50 49L52 48H54L55 49V51H57V52H54V49L52 50H50L48 47H47V49H44L46 52H43V50L41 49V44L42 43H39V45L37 44V46H39V49L37 50V47H36V51H39V56L38 57H41V54H43L44 53V55H46V56H44L43 55V57H42V59L41 58H38V60L39 61H41V62H38L39 63V65L40 66H42V64L41 63H43L45 60L47 61L48 60V58H50V56H51V58L52 59H49L46 63H44L43 65H44V67L45 68H43V71H42V73L43 74H41L40 75V78H42V79H40V80H42V81H45L46 80V78H47V75H45V74H48V73H51V72H55V68L54 67H56V70H59L60 68H62V67H60V66H58V65H60L59 64V57H57L58 55V50H61L62 48H64V49H62V51H60L59 53L62 55V56H67V55H69V56H67V57H70V55H72V58H68V59H63L61 56V59H63V61L61 60V64H64L65 65V63H64V61L65 62H67L66 63V65L68 64V68L70 69L71 68V71H72V67H74V64H72V61H73V63H76L75 64V66L78 64L77 62H79L80 64H79V66L78 67H76L77 69L79 68L80 70H82V72H84V64L86 63L87 65H88V70H87V73H89L90 71H91V66L92 67H97L96 68V70H95V68L91 71V74H92V72L94 71L95 73L97 72L100 76H102V77H104V73L105 72H103L102 73V75L100 74L101 73V67H103V64L105 63V64H112V66H110V69L113 71H109V68L108 69H106L107 70V72L106 73H108V72H112V73H115V76H116V73H117V77H118V75H121V76H124V78H128V76L131 74V76H129L130 77V80L133 82H131L130 81V85H126V84H128L129 83V81L127 80V78L124 80L125 81V83L126 84H124V83H120L119 81H117L119 84H120V87H122L121 86V84H124V86H123V92H122V95L123 94H126V95H124V96H128L129 98H131L132 97V95L133 96H135V97H133V98H131V99H133L134 100V103H133V108H138V107H141L142 105H140V106H135V104H137L136 102V98L137 97H139V94H141L140 95V98L141 97H143L142 99H144L143 101H146L147 103L148 102H151V97H147V95L146 94H148L149 95V93H150V91L152 90V89H154L153 87H152V85L154 86V87H156L157 85H158V81L161 79L162 81V83L164 84L165 82V84H164V87L166 86V84L168 83V81H167V79L168 80H171V82H172V80H173V83H175V84H173L172 85V89L170 88V86H168V90H169V88L171 89V90H173L172 91V93L170 92V90H169V92L171 93H167V91L168 90H166V87L164 88L163 87V85L161 86V85H158L157 86V88L159 89H155V90H157L156 92H155V90H153L154 92H151L150 93V95H152V93H153V95L155 94V93H157L158 91H160V89H163V90H161L163 93H165V91H166V97L163 95V93L162 92H160V94L162 93V95H160L159 96V94L157 93V96L158 97H160V100H161V98L162 99H164V97H165V99L166 98H168V97H171L170 98V102L171 103H173V101L175 102V100H176V104H177V108H180L181 106H180V104H178L179 102H183V100L182 101H179L178 102V100H181V98H183V96H185V95H187V97L189 96H191V95H193V94H191V93H193V90L194 89H196L195 88V86H194V89H192V86L193 85H191V84H187V85H190V88L192 89V90H190V91H192V92H190V91H188L187 89H189V86H187L188 88L186 89V90H184V92H185V95H184V93H183V90L182 89H184V88H182V86H181V89H178V88H180V87H178L177 85H179L180 86V84H178L177 83V81H179V83H180V79H182V78H184L183 80H181V81H186L187 82V78H189V79H191V77H192V79L196 76V78L195 79H197V76L198 77H200V76H202V75H198V74H194L193 73V71L195 72L196 70H194V69H192V72H190V74L192 75V74H194L195 76L193 77V76H187V74L186 73H184V70L183 69H181V70H179L178 69V66H176L175 67V69H174V67H172L173 66V64H175L174 63V61L172 60V57H174V56H179V55H177L176 53V55L175 54H172L173 56L171 57V55H170V53H172L171 51H172V47L173 46H175V42H176V44L178 45V44H180V45H182L183 44V41L186 39V36H185V39H183L182 40V36L184 35L183 34V30L184 31H186V33H187V31H191L192 29H194V28H197V29H201L202 31H203V33H202V36H203V38H204V40L207 42V40H209L208 42H210L211 41V39H212V34H216V33H219L218 35H220V33H222V32H218L217 30L218 29H221L223 26H225L223 29L225 30V28H227V30L229 31V32H231V30H233L234 32H231L232 34L234 33L235 35H232V37H234L233 38V40L234 41H236V42H233L232 40H231V38L232 37H230V39L228 40V42L231 40V42H229V43H234V44H236L237 43V41H238V43H239V37H237V35H236V33H238L239 35H242V34H244L243 32H245L246 33V30H247V32H249L250 33V36L253 34L252 32H254V34L252 35V37L254 36V35H256V33H257V35L256 36H258V35H260V32L263 30L264 31V29H262V28H264L263 26L261 27V26H259L260 24H258L256 27H255V25L253 24V22H254V19L257 21V19H256V17L257 16H255V17H252V16H254V15H252V14H254L255 13V11H257V9H255L254 7H252V6H254V4H256L257 2H254L253 0H252V2L250 1V3L252 4V6L251 5H249L248 4V6H247V8L246 7H243L244 6V4L246 3V1L248 2V0H240L241 1V3L239 2V0H235V1H237V3L235 2V4H240V5H234V2H233V0H231V2H232V4H231V2H228V1H230V0H225V2L227 1L228 2V4H226V3H222L223 2V0H69ZM222 1V2H221ZM3 2H4V0H3ZM13 2H10V4H9V6L11 7V3L13 4ZM32 2V1H31ZM42 2V1H41ZM43 2H44V0H43ZM42 2V3H43ZM214 2V4H216V2H217V4L216 5H214V4H212ZM239 2V3H238ZM243 2H245V3H243ZM5 3H7V2H5ZM5 3H2L1 2V4L3 5H5V8L4 9H7V11H9L10 10V13H11V11L13 10V8L14 9H17L18 8V10H19V12H22V13H24L23 11H20L21 9H24V8H22V7H24V6H18V4H17V8L15 7L16 5H12V10H11V8L10 7H7V5L5 4ZM45 3V2H44ZM57 5H56V4ZM64 3V4H63ZM242 3H243V5H242ZM249 3V2H248ZM259 3H261V2H259ZM262 3H264V0H263V2ZM219 4H220V6H221V4H225L226 6H221V9H220V6H219ZM42 5V4H41ZM40 5V6H41ZM219 7H218V6ZM227 5H228V7H227ZM232 5V6H231ZM1 6V5H0ZM14 6V7H13ZM29 6V5H28ZM38 6H36V7H38ZM213 6H217V7H214V10H211V7H213ZM240 6H242V7H240ZM257 6V5H256ZM264 6V5H263ZM7 7V8H6ZM25 7H27V5L25 6ZM42 7V6H41ZM233 7V8H232ZM235 7V8H234ZM252 7V8H251ZM20 8V9H19ZM28 8V7H27ZM30 9H31V7H29ZM28 8V9H29ZM217 8V10L219 9L220 11L219 12H217L216 13V11H215V9ZM227 9V11H225V12H229V10H230V8H231V13L233 14V16H244L243 18H241L240 17V19H239V17L237 18V17H233V16H231V14H229L228 13V16L226 17L224 14H226L227 15V13H225L224 11H222V10H224V9ZM248 8H250V10L248 9ZM0 9H2V6H1V8ZM4 9L2 10V11H4ZM225 9V10H226ZM229 9V10H228ZM235 10L234 12L232 11V10ZM241 9H248L247 10V12H248V14H249V16L247 17V15L248 14H246V13H243V14H239L240 12H241V10L239 11V10ZM254 10V11H251V10ZM261 9V8H260ZM6 11V12H7ZM25 11H26V13H28L27 11V9H25ZM45 11L49 14V15H47V13H45ZM52 11V10H51ZM211 11V12H210ZM215 12L214 14L212 13V12ZM238 11H239V13H238ZM249 11H251V12H253V13H249ZM13 12H17L16 10H14ZM222 12V13H221ZM236 12V13H235ZM243 12H244V10H243ZM219 13H221L222 15L220 16V14ZM258 14H261L259 11L257 12ZM256 13V15H258ZM0 14H1V12H0ZM5 14V13H4ZM211 14H213L214 16H212ZM219 16V19L220 18H223V19H221L222 20V22H223V20H225V18L224 17H226L227 18V20H225L223 23L220 21V20H216V19H218V16ZM237 14V15H236ZM250 14H251V16H250ZM40 15V14H39ZM54 16V15H53ZM212 16V17H211ZM216 16V17H215ZM229 16H231V17H229ZM258 16H260V15H258ZM263 16V15H262ZM262 16H260V17H262ZM38 17V16H37ZM54 17H56V16H54ZM54 17H52V19L54 18ZM79 17H80V19H79ZM211 17V18H210ZM245 17H246V20H244L245 19ZM250 17V18H249ZM251 17H252V19H251ZM38 18H40V17H38ZM37 18V19H38ZM213 18H215V19H213ZM230 18H232V19H230ZM249 18V19H248ZM258 18V17H257ZM51 19V20H52ZM211 19V20H210ZM212 19L213 20H215V22L216 23H212L211 24V21H212ZM228 19H230L229 21H228ZM234 19V20H233ZM237 19H239L240 21L238 22V21H236ZM244 21H243V20ZM261 19H263V18H261ZM260 19V20H261ZM34 20V21H35ZM40 20V19H39ZM39 20H36L35 22H36V24H37V22H38V24L39 23H41V22H39ZM74 20V21H73ZM231 20H233V21H231ZM242 20V21H241ZM248 20H251V23H250V21H249V23H248V25H246L247 24V21ZM264 20V19H263ZM263 20H262V23H263ZM58 21V22H57ZM73 21V22H72ZM229 23H227V22ZM253 21V22H252ZM72 22V23H71ZM214 22V21H213ZM220 23V25L218 26V27H220V28H217V26H216V28L214 27V25H218L219 23ZM233 24H239V26L240 27H242V28H239L238 27V24H237V28H239V30H237V28L235 29V27H233V26H235V25H233L232 26V23ZM235 22V23H234ZM237 22V23H236ZM74 23H75V25H74ZM231 23V24H230ZM244 25H243V24ZM255 24H257V22H254ZM258 23H259V21H258ZM65 25L66 27H63V25ZM67 24V25H66ZM71 24H73V26L71 25ZM214 24V25H213ZM241 24V25H240ZM250 24L252 25V27L250 26ZM71 25V26H70ZM212 25H213V27L215 28H213V31L215 32V30L217 31V32H213V33H211L212 31L210 30L211 28H212ZM262 25V24H261ZM69 26V27H68ZM231 27V28H229V27ZM245 26V27H244ZM247 26V27H246ZM253 26H254V29H253ZM68 27V28H67ZM249 27V28H248ZM251 27V28H250ZM258 27V28H257ZM259 27H261L260 28V31H258L259 30ZM53 28H56L54 31H53ZM59 28V29H58ZM65 28H67V29H65ZM74 28V27H73ZM244 28V29H243ZM245 28H246V30H245ZM257 28V29H256ZM44 29V30H43ZM46 29V30H45ZM222 29V30H223ZM241 29V30H240ZM248 29H251L252 30V32H250V31H248ZM60 30V31H59ZM194 30H196V29H194ZM193 30V31H194ZM223 30V31H224ZM235 30H237V32L235 31ZM253 30H256V31H253ZM193 31H192V34H193ZM219 31H221V30H219ZM226 31V30H225ZM259 33H258V32ZM263 31L261 32V33H263ZM39 32V31H38ZM53 32H55V33H53ZM56 32H57V35H55L56 34ZM58 32H59V34H58ZM176 32V33H175ZM181 34H183L180 38H178L180 35H179V33ZM236 32V33H235ZM241 34H240V33ZM64 34H65V32H63ZM185 33V32H184ZM186 33H185V35H186ZM188 33H190V32H188ZM200 33V32H199ZM226 33V35L225 36H223V37H226V36H229L230 35V33H229V35L227 34L228 32H225ZM248 33V34H249ZM54 34V35H53ZM177 35V36H175L174 37V35ZM40 35H42V37L43 38H41V36ZM200 35V34H199ZM198 35V36H199ZM217 35V34H216ZM217 35V36H218ZM238 35V36H239ZM30 36V35H29ZM54 36L56 37V39H58V40H56L55 38H54ZM107 36H108V38H107ZM152 36V37H151ZM154 36V37H153ZM155 36H156V38H155ZM188 36H191V35H188ZM187 36V37H188ZM196 36V35H195ZM215 36V35H214ZM214 36H213V38H214ZM216 36V37H217ZM235 36L237 37L236 38V40H235ZM222 37V36H221ZM221 37H219V40H220V38ZM223 37L221 38L222 39V41H225L227 44H229L227 41H226V38L228 39L229 37H226V38H224L225 40H223ZM264 37V36H263ZM263 37L261 38V39H259V41H256V42H253L254 44H257L258 42H262V39H263ZM6 38V37H5ZM29 38H31V37H29ZM105 38H107V39H110V40H107V39H105ZM157 38H158V41H157ZM184 38V37H183ZM192 38H194V37H192ZM195 38H199V37H195ZM194 38V39H195ZM202 38V37H201ZM201 38H199V39H201ZM207 38H209V39H207ZM211 38V39H210ZM85 39V40H84ZM152 39H154L153 41H156V42H158V44L156 45V42H154L155 43V46H156V48L154 49V50H152V48H154V43H153V41H152ZM156 39V40H155ZM181 41H180V40ZM199 39L198 40H196V41H199ZM207 39V40H206ZM238 39V40H237ZM1 40H3V38L1 39L0 38V41ZM5 40V39H4ZM55 40V41H54ZM62 40V39H61ZM60 40V41H61ZM86 40H88V41H86ZM105 40L108 42H105ZM112 40V41H111ZM176 40V41H175ZM188 40H189V37H188ZM191 40V42L189 41H186V43H192V39H190ZM8 41V40H7ZM102 41V43L104 44H101L100 42ZM104 41V42H103ZM111 41V42H110ZM113 41H114V43H113ZM177 41H179V42H177ZM195 41V40H194ZM195 41V43L197 44L198 42H196ZM202 42H203V40H201ZM52 42V43H51ZM110 42V43H109ZM7 43H11V42H7ZM108 44V47L106 48V46H107V44ZM111 43H113V44H115L114 46L113 45H111ZM182 43V44H181ZM186 43H184L183 45H185V46H187L186 45ZM195 43H194V45H195ZM215 43L217 44V42L215 41ZM218 43H219V41H218ZM4 44V43H3ZM6 44V43H5ZM99 44V45H98ZM106 44V45H105ZM200 43H198L197 45L198 46H200L199 45ZM204 44V43H203ZM211 44H213V43H211ZM216 44H215V49L217 48V49H223L225 46L223 45L224 44V42L223 43H220L221 45H219V46H221V47H223V48H219V46H217L216 47ZM245 44H247V43H245ZM94 45L96 46V47H94ZM97 45L99 46V47H97ZM109 45H111V47H112V49L110 50L111 52H109L108 51V49H110L111 47L109 46ZM117 45V46H116ZM152 45V46H151ZM181 46V47H184V46ZM193 44L191 45H188L189 47V49H186L187 50V52H188V50L189 51H191L192 52V50H190V48H192L191 46H193L194 48H195V46H194ZM202 45V44H201ZM208 45V44H207ZM223 45V46H222ZM226 45V44H225ZM233 45V44H232ZM237 45V44H236ZM235 45V46H236ZM249 45V44H248ZM8 47H10L9 45H7ZM43 46H42V48H43ZM93 46V47H92ZM116 46V47H115ZM197 46V47H198ZM203 46H205V44L203 45ZM227 47L228 46H230V45H226ZM235 46H232V47H234V48H237V46L235 47ZM256 46H258V44L256 45ZM262 46V45H261ZM261 46H258V47H255L254 49H256L255 50V52H252V53H256L257 54V48H259V47H261ZM26 47V46H25ZM28 47H29V44H28ZM105 49H103V48ZM152 47V48H151ZM177 47V46H176ZM178 47H179V45H178ZM177 47V48H178ZM206 47V46H205ZM209 47V46H208ZM211 47H214V46H211ZM226 47V49H232V47H229V48H227ZM246 47H247V45H246ZM245 47V48H246ZM254 47V46H253ZM263 47V46H262ZM61 48V49H60ZM96 49L97 48V50L98 49H100L99 50V52H101V53H103L104 52V54H102V55H107V60H108V58H109V60L108 61H110V63H108V62H104V63H99L100 65H102L100 68H98V66H97V62L96 61H93V63H94V65L96 64V66H94V65H92V63L90 62H88V59H89V57L94 53V52H96L95 50H93V49ZM101 48L103 49V51H101ZM162 48H164V50L162 49ZM171 48V49H170ZM180 48V47H179ZM184 48H187V47H184ZM200 49L199 50H201V47H199ZM26 51H31L30 49H28V48H24ZM58 49V50H57ZM71 49H72V54H67L68 52L69 53H71ZM76 50V51H79L80 53H81V49H82V51L84 50L85 52L87 51V54H85L84 53V51L82 52V54L84 55H82V54H80L79 52H77V53H79V54H77V53H75L74 54V50ZM80 49V50H79ZM107 49V50H106ZM204 49H206V48H204ZM204 49H202V50H204ZM215 49H214V52H215ZM248 49V48H247ZM246 49V50H247ZM250 49V48H249ZM264 49V48H263ZM47 50H50V51H48L47 52ZM115 50V51H114ZM171 50V51H170ZM174 51L176 50L177 51V53H178V50L177 49H173ZM186 50H182L183 52H185ZM194 50H196L197 51V53H199L198 52V49H194ZM208 50V49H207ZM233 50V52H235V51H237V50H234V49H232ZM51 51H53V52H51ZM64 51H66V53H64ZM130 51H132V52H130ZM196 51H194L195 52V54L197 55V53H196ZM205 51V50H204ZM210 52H212L211 50H209ZM227 51V50H226ZM240 51V50H239ZM251 51H254V50H252L251 49ZM260 51V50H259ZM43 52V53H42ZM64 54H63V53ZM90 52V53H89ZM170 52V53H169ZM179 52H181V51H179ZM187 52H185L184 54H186ZM194 52H193V54H194ZM203 52V51H202ZM202 52H200L201 54H202ZM224 52H225V48H224ZM223 52V53H224ZM250 52V51H249ZM249 52H247V53H249ZM54 54V56L56 57V59L53 61V59L55 58V57H53L52 55ZM57 53V54H56ZM96 53H98V52H96ZM95 53V54H96ZM134 53V54H133ZM167 55H170V56H166V54ZM174 53V52H173ZM199 53V54H200ZM209 53V52H208ZM208 53H207V51H206V54L208 55ZM213 53V52H212ZM222 53V52H221ZM228 53H229V51H228ZM230 53H232V52H230ZM241 53V52H240ZM262 53H263V51H262ZM48 54V55H47ZM50 54V55H49ZM52 54V55H51ZM59 54V55H60ZM132 54L134 55V56H132ZM179 54V53H178ZM181 54H183V53H181ZM183 54V55H184ZM187 54H190V56H192L193 54L192 53H187ZM198 54V55H199ZM206 54H204L203 56H207ZM218 54V52H216V54H215V56ZM220 54V53H219ZM233 54V53H232ZM243 53H241V55H242ZM250 54V53H249ZM248 54V55H249ZM73 55H75L74 57H75V60L77 59V60H80L82 57H83V59H81L80 61H77L76 60V62H74L75 60H74V57H73ZM78 55H82L80 58H78ZM86 55H89V57L87 58V61L85 60V56ZM98 55V54H97ZM101 55V54H100ZM222 55H225V54H222ZM222 55H220V57L222 56ZM234 55H236V54H234ZM233 55V56H234ZM240 55V56H241ZM247 55V54H246ZM252 55H255V54H250V58H251V56ZM263 55V54H262ZM181 56V55H180ZM186 56V55H185ZM188 56V55H187ZM208 56H210L211 57V60H213L212 59V56L211 55H208ZM206 57L207 59H205L206 61L209 59V57ZM229 56V55H228ZM227 56V57H228ZM230 56H232L231 54H230ZM229 56V57H230ZM244 56V55H243ZM30 57V56H29ZM44 57H46L45 58V60H44ZM66 57V58H67ZM92 58H90V60L92 61L93 60V58L95 57V59L97 60V58L99 57V55L97 56V58H96V56L95 55H92L91 56ZM105 57V56H104ZM112 57H118V58H120V60H119V62H120V64L122 63V67H120V70L119 71H121V72H117L118 70H117V67L116 66H118V65H120L119 63H117L116 64V62H115V64H114V58H112ZM171 57V58H170ZM183 56H181V58H182ZM200 56H198V58H199ZM218 57H219V55H218ZM219 57V58H220ZM237 57H239L238 56V53H237ZM245 58H246V56H244ZM244 57L242 58V60L244 59ZM248 57V56H247ZM65 58V57H64ZM100 58V57H99ZM98 58V61L100 60ZM181 58H179L180 60H182V59H184L185 60V58L183 57L182 59ZM187 58V57H186ZM190 58H191V60H192V58H194V57H189V61H190ZM197 58V56H196V58H194V60L195 59H198ZM202 58V57H201ZM222 58H223V56H222ZM232 59L234 58V57H231ZM254 58V57H253ZM253 58H251V60L253 59ZM256 58H258V57H256ZM262 58V57H261ZM27 59H29V58H26V61H28ZM41 59V60H40ZM72 59V60H71ZM112 59H113V61H112ZM176 59V60H175ZM179 59H177V58H174V60L175 61H177V60H179ZM203 59V60H204ZM221 59V58H220ZM219 59V60H220ZM224 59H226L225 57H224ZM235 59V58H234ZM53 61V62H51L50 63V61ZM57 60V62H55ZM59 60V61H58ZM66 60H68V61H66ZM71 60V61H70ZM84 60V61H83ZM89 60V61H90ZM102 60H104V58H103V56H102ZM101 60V61H102ZM193 60V61H194ZM200 60H202V59H200ZM210 60V59H209ZM216 60V59H215ZM218 60V61H219ZM242 60H240L239 62L240 63H243L242 62ZM250 60V59H249ZM248 60V63L250 62ZM260 60V59H259ZM70 61V63H68ZM83 61V62H82ZM86 61V62H85ZM118 61V60H117ZM187 61V60H186ZM186 61H182V62H186ZM189 61H187V62H189ZM192 61V62H193ZM197 61V60H196ZM199 61V60H198ZM234 61H236V60H234ZM233 61V62H234ZM245 61H246V59H245ZM257 61H258V59H257ZM49 62V63H48ZM55 62V63H54ZM63 62V63H62ZM181 62V61H180ZM195 62V61H194ZM193 62V64H197L198 62H195L194 63ZM217 63V61H214V63ZM221 62V63H220ZM219 63H220V65L221 66H224V65H226V66H224V67H226L227 68V66H228V63H232V61H225V60H223V61H220ZM54 63V64H53ZM128 64L127 66H126V64ZM163 63V65L161 66V64ZM191 63V62H190ZM201 63L203 64V63H205L204 61L202 62L201 61ZM210 63H212V62H210ZM215 63V64H216ZM254 63H255V60H254ZM30 64H31V62H30ZM46 64V65H45ZM57 64V65H56ZM81 64H82V66H81ZM104 64V65H105ZM160 64V65H159ZM177 64H179V63H177ZM192 64V65H193ZM198 64H200V63H198ZM197 64V65H198ZM206 64V63H205ZM209 64V63H208ZM208 64H206V65H208ZM213 64V63H212ZM211 64V65H212ZM233 64V63H232ZM239 64V63H238ZM252 64H253V62H252ZM261 63H259V65H260ZM51 66V65H53L52 66V68L50 67L49 68V70L47 69L48 68V66ZM66 65H65V67H66ZM71 65H73L72 67H70ZM125 65V66H124ZM137 65V66H136ZM149 66V67H147V66ZM151 65V66H150ZM183 66H184V64H182ZM229 65H231V64H229ZM234 65V64H233ZM242 66H244V65H246V63L244 62V64H241ZM46 66H47V68H46ZM116 68H115V67ZM128 66H130V68L128 67ZM164 66V67H163ZM185 66H187V63H186V65ZM185 66H184V68H185ZM238 66H240V65H238ZM247 66V65H246ZM254 66H256V65H254ZM64 67V71H66V70H68L69 71V69L67 68H65ZM82 67V68H81ZM106 66H104V68H105ZM112 67V68H111ZM124 67V69H123V72H125L126 73V75H124L123 73H122V70H121V68H123ZM127 67V68H126ZM165 70V73L163 72V69ZM180 67V66H179ZM190 65H189V69H188V66H187V68L185 69V70H189V71H191V69H190ZM199 67V66H198ZM197 66L195 67V68H198ZM208 67V66H207ZM207 67H205V68H207ZM212 66H210V68H211ZM214 67V66H213ZM216 67V66H215ZM223 67V68H224ZM251 67V66H250ZM253 67V66H252ZM54 68V69H53ZM75 68V67H74ZM73 68V69H74ZM75 68V69H76ZM89 68H90V71H89ZM103 68V69H104ZM129 68V69H128ZM171 68H173V69H171ZM181 68H182V66H181ZM200 68V67H199ZM201 68H202V66H201ZM221 68V67H220ZM219 68V69H220ZM255 68V67H254ZM263 68V67H262ZM47 69L48 71H46V73H45V70ZM50 69H52L51 71H50ZM114 69L115 70H117V71H115L114 72ZM119 69V68H118ZM132 70L133 69V72H135V69H138L135 73H133V72H128L129 70ZM159 69V73L161 72L162 74H163V76L162 77H160L159 78V80L158 81H156L158 78L156 77V76H158L159 75V73H157V70ZM177 69H178V71H177ZM215 69V68H214ZM230 69V68H229ZM232 69L233 70H235V68L232 66ZM236 69H237V67H236ZM125 70V71H124ZM128 70V71H127ZM130 70V71H131ZM174 70V71H173ZM221 70V69H220ZM238 70V69H237ZM244 70V68H242V71ZM28 71V70H27ZM32 70H30V72H27L28 73V76L30 75L31 76V78H32V72H31ZM67 71V72H68ZM75 71L76 70H73V72H71V77H75V78H77L78 79V77H76V73H75ZM89 71V72H88ZM138 71H139V73H138ZM189 71L187 72V73H189ZM198 71V70H197ZM199 71H200V69H199ZM199 71L197 72V73H199ZM206 71H207V69H206ZM205 71V72H206ZM216 71H217V73H219L218 72V69L216 68ZM224 71V70H223ZM229 71V70H228ZM231 71V70H230ZM240 70H238L237 71V73L239 72ZM252 72H253V70H251ZM100 72V73H99ZM152 72H154V76H153V74H152ZM204 72V68H203V73H205ZM207 72H209V73H212V72H210V71H207ZM214 72V71H213ZM232 72H234V71H232ZM241 72V71H240ZM249 72V71H248ZM255 72V71H254ZM259 72H260V70H259ZM261 72H262V69H261ZM25 73H26V71H25ZM31 73V74H30ZM70 73V71L68 72V75H70L69 74ZM152 75H151V74ZM158 75H157V74ZM166 73L168 74V76L166 77ZM217 73H215L216 75H217ZM227 73V72H226ZM225 73V74H226ZM231 72H229L228 73V75L230 74ZM235 73V72H234ZM246 73V72H245ZM244 73V71H243V74H245ZM74 74H76V75H74ZM79 74V73H78ZM82 74V73H81ZM90 73L88 74V75H91ZM94 74V73H93ZM98 74H94V75H96L95 77H94V79L95 80H92L93 82L94 81H98V80H96L97 78H99V77H97V75ZM134 76H133V75ZM135 74H137V75H135ZM140 76H139V75ZM147 74H149V75H151L150 77H149V75H147ZM161 74V75H162ZM200 74V73H199ZM231 74H233V73H231ZM241 74V73H240ZM249 74H250V72H249ZM260 75H261V73H259ZM259 74H258V76H259ZM45 75V76H44ZM73 75V76H72ZM87 75V74H86ZM165 75V76H164ZM204 75H207V74H204ZM203 75V76H204ZM212 75V74H211ZM239 75V74H238ZM246 75H247V73H246ZM245 75V76H246ZM251 75V74H250ZM255 75H256V73H255ZM255 75L253 74V78H255ZM26 76V78H27V75H25ZM77 76H81V75H77ZM111 76V77H110ZM121 76H119V77H121ZM126 76V77H125ZM138 77L137 78V80L138 79H141V78H143V80L144 81H147V82H149L150 80H147L148 78H150L151 79V77L153 76L154 78H152V80L151 81H153L154 80V84H157V85H154V84H152V85H150V87L151 88H149V90L146 88V87H148L149 85V83L147 84V83H145L142 79V81H141V83H143V84H141L140 83V80H138V84L140 85L141 84V86H143V88H141V89H143L144 90V88L148 91V93H145L146 92V90H144V94H143V92L139 89V88H137V86L138 85H135V83H134V81L136 80V78H134V77ZM208 76H209V74H208ZM212 76H214V74L212 75ZM218 76H219V74H218ZM257 76V77H258ZM108 78V79H110V78H112L111 80H113V84H114V82L116 81V80H118L119 79V77H118V79L116 78L115 79V77H114V75H112L111 73H110V75H109V73L108 74H106L105 75V78ZM132 77V78H131ZM141 77V78H140ZM163 77H164V79H163ZM210 77V76H209ZM208 77V78H209ZM224 77V76H223ZM223 77H221V78H223ZM248 77V75L246 76V77H243V78H247ZM256 77V78H257ZM261 77H263V76H261ZM261 77H258V78H260L261 80L260 81H262L263 79L261 78ZM30 78V77H29ZM81 77H79V79H80ZM147 78V79H146ZM201 78V77H200ZM203 79H204V77H202ZM206 78H207V76H206ZM211 78V77H210ZM214 78V77H213ZM215 78H216V76H215ZM225 78V77H224ZM233 78V77H232ZM239 78V77H238ZM241 78V77H240ZM239 78V79H240ZM248 78H251V76L250 77H248ZM255 78V79H256ZM264 78V77H263ZM187 79V80H186ZM217 79V81L220 79V76L218 77V78H216ZM228 79V78H227ZM39 80V81H40ZM82 80L84 81V83H86V80L85 79H83L82 78ZM164 80H166V81H164ZM199 80V79H198ZM206 80V79H205ZM224 80V79H223ZM226 80V79H225ZM229 80V79H228ZM244 79H242L241 81H243ZM249 80V79H248ZM252 80V79H251ZM42 81H41V84H42ZM60 81V82H59ZM58 82L60 83L59 84V86H58V88H59V90H58V88L56 89L57 91H60V90H62L61 88H63L62 86H64V85H62L63 83H62V80H59ZM127 81V82H126ZM150 81V82H151ZM193 81V80H192ZM216 81V80H215ZM235 82H233L232 81V83H234V85H235V83L237 84V82L239 81V80H237V82H236V80H234ZM253 81V80H252ZM252 81H248L247 83H251ZM255 81V80H254ZM258 81H259V79H258ZM57 82V83H58ZM156 82V83H155ZM161 82H159L160 84H161ZM170 82V83H171ZM183 82H181V85H183ZM189 82H191V80L189 81ZM202 82H203V80H202ZM214 82V81H213ZM212 82V84H215L216 82H214L213 83ZM226 82V81H225ZM228 82V81H227ZM226 82V83H227ZM244 82V81H243ZM32 83V82H31ZM96 84H95V86L97 85V82H95ZM106 83V84H105ZM104 83V85H108L107 83H109V86L111 85L110 84V82H105ZM152 83V82H151ZM194 83H195V81H194ZM204 83V82H203ZM206 83V82H205ZM218 83H220V86L222 85L221 83V81L220 82H218ZM225 83V84H226ZM245 84V85H248V84ZM249 83V84H250ZM254 83V82H253ZM257 83V82H256ZM34 84V83H33ZM43 84H44V82H43ZM94 84V83H93ZM119 84H117L116 83V88L118 87V85ZM132 84V85H131ZM133 84H134V87L135 88H133ZM146 84V85H145ZM172 84V83H171ZM196 84H200V80H199V82L198 83H196ZM202 84V83H201ZM207 84V83H206ZM224 84V85H225ZM231 84V83H230ZM242 84V83H241ZM244 84V83H243ZM259 84V83H258ZM258 84H255V85H258ZM60 85H62V86H60ZM148 85V86H147ZM168 85V84H167ZM170 85V84H169ZM186 84L184 83V86H185ZM203 85V84H202ZM201 85V86H202ZM210 85H211V83H210ZM228 85V84H227ZM240 85V84H239ZM260 85H261V82H260ZM35 86V85H34ZM33 86V87H34ZM43 86H46V85H43ZM95 86H91V88H93L94 89V87ZM115 85H113L112 87H114ZM127 86V87H126ZM129 86V87H128ZM140 86V87H141ZM146 86V87H145ZM159 86H161V88L159 87ZM176 86V87H175ZM183 86V87H184ZM209 86V85H208ZM213 85H211V87H212ZM217 86H218V84H217ZM216 86V87H217ZM231 86V85H230ZM244 86V85H243ZM253 86V85H252ZM252 86H250V87H252ZM40 87H41V89L43 88L42 87V85H40ZM61 87V88H60ZM105 88H104V90L105 89H107V90H109V91H113V88L111 89V88H108V86H107V88H106V86H104ZM119 87V88H120ZM126 87V88H125ZM178 87V88H177ZM198 87H199V85H198ZM210 86H209V88H210V90L211 89H213L214 88V86H213V88H211ZM219 87V86H218ZM235 87H236V85H235ZM239 88H240V86H238ZM238 87H236L235 89L239 92V88ZM246 87H248V86H246ZM250 87H248V88H250ZM255 87V86H254ZM259 87V86H258ZM263 87V86H262ZM262 87L260 88L261 89V91H262ZM49 87L47 86V89H48ZM99 87H97L96 89H98ZM116 88H115V90L114 91H116ZM222 88H224L223 86H222ZM230 88V87H229ZM247 88V89H248ZM43 89H46V87L45 88H43ZM65 89H66V87H65ZM64 89V90H65ZM103 89V88H102ZM137 89V90H136ZM139 89V90H138ZM199 89V88H198ZM234 89V88H233ZM241 89H243V87L241 88ZM255 89V88H254ZM257 89V88H256ZM95 90V89H94ZM117 90H119L118 88H117ZM126 90V91H125ZM132 90V91H131ZM136 91V92H134V91ZM200 90V89H199ZM205 90V89H204ZM214 90V89H213ZM212 90V91H213ZM225 91H226V89H224ZM228 90V89H227ZM230 90H231V88H230ZM230 90H229V93H231L230 92ZM264 90V89H263ZM43 91H45V90H43ZM48 91L50 92V89H48ZM100 91V90H99ZM120 91V90H119ZM119 91H117V92H119ZM129 91V93H127ZM133 92L134 94H132L131 92ZM186 91L187 92H190V93H186ZM196 91H198V90H196ZM208 91V90H207ZM212 91H211V94H212ZM224 91V92H225ZM233 91H235V90H233ZM254 91V90H253ZM40 92H41V90H40ZM49 92H44V93H47L46 94V96L45 97H47V95L50 97V94H49ZM61 92H63V90L61 91ZM102 92H103V90H102ZM116 92V93H117ZM139 92V93H138ZM142 92V93H141ZM214 92V91H213ZM223 92V91H222ZM221 92V93H222ZM228 92V91H227ZM227 92H225V93H227ZM236 92V91H235ZM243 92V91H242ZM44 93H42L41 92V94L44 96ZM64 93V92H63ZM104 93V92H103ZM119 93H121V92H119ZM196 92H194V94H195ZM198 93V92H197ZM216 93L218 94L219 92H217L216 91ZM221 93H219L220 95H222ZM224 93V94H225ZM228 93V94H229ZM264 93V92H263ZM41 94H39V95H41ZM58 94V95H57ZM59 92L57 93L56 92V94H54L53 93V95H57V96H53V97H50V99L49 100H52L51 102H49V107L51 106V104H53L52 105V107H54V106H56L55 104H57V106L60 104V105H62L61 104V102H60V100L59 99H57V98H60V96H59ZM131 94V95H130ZM136 94V95H135ZM170 94V95H169ZM173 94V95H172ZM190 94V95H189ZM199 95H200V92L198 93ZM196 95V97H194V95L192 96L193 97V99L192 100H194V106H192L191 104H192V102L189 104V105H186V107L187 108H180V109H191L192 110V108L196 111H199L200 110V107H201V105L202 104H200V103H202L201 101H200V103L197 101L200 97H198V99L196 100L197 102V105L195 104V98H197V96H199V95ZM203 94V93H202ZM209 95H210V93H208ZM214 94V93H213ZM248 94H250V91H249V93ZM41 95V96H42ZM60 95H62V94H60ZM65 95V93L63 94V96ZM143 95H145V96H143ZM169 95V96H168ZM172 95V96H171ZM41 97V99H44V97ZM52 96V95H51ZM164 96V97H163ZM181 98H180V97ZM204 96V95H203ZM216 95H213V97H215ZM226 96V95H225ZM228 96V95H227ZM57 97V98H56ZM62 97V96H61ZM145 97L147 98V100L145 99ZM155 97H156V95H155ZM154 96L152 97V98H154V100L155 101H157L156 100V98H158V97H156L155 98ZM173 97V98H172ZM192 97H190V98H192ZM207 97V96H206ZM210 98H209V100H211L212 99V97L211 96H209ZM233 97V96H232ZM236 97V96H235ZM245 97H247V95H245ZM52 98H54V100L52 99ZM55 98H56V102H54L55 101ZM63 98V97H62ZM65 98V97H64ZM179 98V99H178ZM203 100H205L204 98L205 97H201ZM218 98V97H217ZM220 98H222V96L220 97ZM225 98V97H224ZM223 98V99H224ZM40 99V98H39ZM61 99V98H60ZM138 99V98H137ZM171 99L173 100V101H171ZM175 99V100H174ZM183 99H185V98H183ZM187 100H185L183 103H185V102H187V103H189L188 102V100H189V98H186ZM208 99V98H207ZM216 99V98H215ZM223 99H221V100H223ZM226 99H229V101H230V97L229 98H226ZM234 99V98H233ZM232 99V100H233ZM44 100H46V99H44ZM63 100V99H62ZM132 100V101H133ZM138 100H140V99H138ZM154 100H153V102H154ZM167 100V99H166ZM165 100V101H166ZM169 100V99H168ZM200 100V99H199ZM232 100H231V103H232ZM255 100V99H254ZM58 101V102H57ZM164 101V100H163ZM207 100H205V102H206ZM234 101V100H233ZM256 101V100H255ZM44 102H47V101H44ZM53 102V103H52ZM131 102V101H130ZM159 102V101H158ZM158 102H157V104H158ZM161 102V101H160ZM159 102V103H160ZM167 102H169V101H166L164 104L166 105V107H168V106H170V105H167L166 103ZM169 102V103H170ZM178 102V103H177ZM204 102V103H205ZM222 102V101H221ZM257 102V101H256ZM48 103V102H47ZM59 103V104H58ZM143 103V102H142ZM163 103H161V104H163ZM203 103V104H204ZM208 103H210V101L208 102ZM223 103V102H222ZM225 103V102H224ZM228 103V102H227ZM226 103V104H227ZM249 103H250V101H249ZM253 103V102H252ZM255 103V102H254ZM42 104H44V103H42ZM40 105L39 104V107L41 106V108L44 106V108H46L45 107V105L46 104H44V105ZM139 104H141V103H138V105ZM152 104H154V105H156V102H154V103H151V105ZM161 104L159 105V106H161ZM198 104H200V106L198 105ZM248 104V103H247ZM262 104V103H261ZM144 105V104H143ZM149 105V104H148ZM150 105V106H151ZM153 105V106H154ZM173 105V104H172ZM175 105V104H174ZM179 105V106H178ZM181 105H183V104H181ZM185 105V104H184ZM183 105V106H184ZM229 105V104H228ZM57 106L56 107H54V109L55 108H57ZM146 106H147V104H146ZM146 106H143V109L145 110H143V112H145L146 113V111H147V109H148V113H151V112H149V110H151V108H153V110H152V113H153V111H154V109H156V108H158V107H156V106H154V107H156V108H154L153 106H151V108H149V106H147V108H145ZM162 106H164V105H162ZM223 106V105H222ZM227 106V105H226ZM51 107V108H52ZM172 107H174V106H172ZM185 107V106H184ZM206 107V109L208 108V106L206 105V106H203L202 105V108L204 109ZM253 107V106H252ZM60 108V107H59ZM142 108V107H141ZM159 108H161V107H159ZM163 108V107H162ZM162 108H161V110H162ZM175 109H177L176 108V105H175V107H174ZM173 108V110H175ZM211 108V110H210V113H211V111H213V108L212 107H210ZM209 108V109H210ZM58 109V108H57ZM135 109H133L134 110V112H138L139 110H140V108H138L137 109V111H135ZM164 109V108H163ZM168 109H171L170 107H168ZM167 108H166V110H165V112L168 110ZM180 109H177L178 111L180 110ZM209 109H207L208 111H209ZM248 109V108H247ZM44 110V109H43ZM46 110V109H45ZM60 111H62V112H65L64 111V109H62V108H60L59 109ZM142 110H141V112L140 113H142ZM157 110V109H156ZM190 110V111H191ZM194 110H193V112H194ZM240 110V109H239ZM264 110V109H263ZM158 111H159V109H158ZM164 110H162V112H163ZM176 111V110H175ZM175 111H174V114H175ZM181 111V114H182V110H180ZM186 112V114L188 113H192V112ZM133 112V114H135ZM168 112H171V111H167V113ZM184 112V111H183ZM237 112V111H236ZM140 113H137V114H139V115H142V114H140ZM148 113L146 114V115H148ZM158 113V116H160L161 117V115H163L162 113H161V115H159V112H157ZM164 113V112H163ZM167 113H164V115L165 114H167ZM171 113H173V112H171ZM171 113H170V115H171ZM180 113V112H179ZM194 113H196V112H194ZM213 113V112H212ZM243 113V112H242ZM250 113V112H249ZM47 115H48V112L46 113ZM144 114V113H143ZM155 114V113H154ZM176 114H178V113H176ZM176 114H175V116H176ZM183 114H185V112L183 113ZM231 114H233L232 112H231ZM42 115V114H41ZM45 115V114H44ZM146 115H142V120H146V119H144V117H146ZM165 116V117H171V116ZM196 115V114H195ZM198 115H199V113H198ZM198 115H197V119L198 118H200V116L198 117ZM212 116L211 117H213V114H211ZM242 115V114H241ZM244 115V114H243ZM43 116V115H42ZM135 116H137L136 114H135ZM144 116V117H143ZM148 116H150V115H148ZM158 116H156V114H155V118L156 117H158ZM178 116H179V114H178ZM187 116V115H186ZM190 116V115H189ZM247 116V115H246ZM251 116H253V114L251 115ZM263 116V115H262ZM45 117V116H44ZM134 117V116H133ZM151 117L153 118L154 116H152V114H151V116H150V119H151ZM163 117V116H162ZM191 117L192 118H194V116H193V114H191ZM190 117V118H191ZM214 117H215V115H214ZM254 117V116H253ZM147 118H149V117H147ZM176 118V117H175ZM180 118H183V115L182 116H180ZM185 118V120H186V117H184ZM188 119H189V117H187ZM191 118V119H192ZM202 118V117H201ZM200 118V121L199 122H201L202 121V119ZM245 118V117H244ZM258 118V117H257ZM139 119H140V117H139ZM139 119H138V116H137V121H139ZM163 119V118H162ZM165 119V118H164ZM170 119V118H169ZM173 119H174V117H173ZM172 119V120H173ZM188 119H187V121L186 122H189V121H191V119L188 121ZM236 119V118H235ZM141 120V119H140ZM155 120L157 121V118L156 119H154L153 121H154V123H155ZM160 120V118L158 119V121ZM167 120V119H166ZM178 119L176 118V120L175 121H177ZM196 120V119H195ZM206 120V119H205ZM205 120H203V121H205ZM248 120V119H247ZM263 120V119H262ZM137 121H135L136 122V124L138 125V123H137ZM152 121V120H151ZM169 121H171V120H169ZM174 121V122H175ZM181 121H182V119H181ZM180 120L179 121H177V123H175V128L177 129V131H178V129H180V128H177L176 127V124L178 125V122L180 123L181 122ZM193 121H194V119H193ZM146 122H147V120H146ZM146 122L144 121V122H141V123H143V124H140V126L141 125H145L146 124ZM161 122H162V120H161ZM164 122V121H163ZM171 122H173V121H171ZM183 122V121H182ZM181 122V123H182ZM206 122V121H205ZM259 122V121H258ZM145 123V124H144ZM154 123L152 122L151 124H150V122L149 123H147L146 125L149 127V126H152V124L154 125ZM165 123V122H164ZM170 123V122H169ZM190 123V122H189ZM189 123H187L188 125H191V124H189ZM206 123H208V121L206 122ZM206 123H204V125L206 124ZM260 123V122H259ZM262 123V122H261ZM155 124H157V122L155 123ZM174 124V123H173ZM185 124V121H184V123H183V125ZM200 124H203V122H201ZM125 125V124H124ZM162 125V124H161ZM161 125H160V128H161ZM168 125V123L166 124V126ZM180 125V124H179ZM188 125H186L185 127L184 126H182V125H180V126H182L183 128H184V130L185 129H187L186 127H188ZM140 126H135L136 128V130L138 131L139 130V127ZM142 126V127H143ZM155 126V125H154ZM154 126H152V128H154ZM165 126V125H164ZM170 126V125H169ZM257 126V125H256ZM261 126V125H260ZM126 127L128 128L129 126H128V123L126 124ZM140 127V130H142L143 131V128H145V127ZM168 127V126H167ZM171 128V130H173V127L174 126H170ZM190 127V126H189ZM156 128H158V126L157 127H155L153 130L155 131V130H157ZM164 128V127H163ZM162 128V129H163ZM191 128V127H190ZM190 128H188L187 130H185L186 131V134H187V131L189 130L190 131ZM201 128H202V125H201ZM200 128V129H201ZM130 129V128H129ZM166 129V128H165ZM165 129L163 130V132H165L166 133V131H165ZM176 129H175V132H176ZM182 129V128H181ZM203 129H204V127H203ZM128 130V129H127ZM145 130V129H144ZM149 130L151 131V129H150V127H149ZM149 130H147L146 129V131H148V133L147 134H149L148 136H147V134H146V136H147V138H145V141H141L140 143H142V142H145L146 143V141H147V145L145 144V143H142L141 144V146H144L145 148H143V147H141V149H144L143 151H145V149L147 150V151H149L148 153H147V151L145 152L146 154H149V153H152L151 155L153 156L154 154L156 155L157 154V156H158V154H162V153H166V155L165 156H169V155H171L172 153H173V151L174 150H176V149H174V147H173V151L171 152V148H168L167 149V145H166V142H165V145H164V140H166V141H169V144L170 145H173L172 144V142H176V140L175 139H172V142H170V140H168V139H166V138H163L162 136V139H164L163 141H162V139H159L158 138V134H156V137L154 138L153 136H154V131H151V132H153V134L151 133V132H149ZM168 130H169V128H168ZM168 130H167V132H168ZM142 131H141V133H142ZM159 130H157V132H158ZM174 131V130H173ZM132 131L130 130V133H131ZM134 132V131H133ZM139 133H140V131H138ZM137 132V133H138ZM145 132V131H144ZM160 132H162L161 130H160ZM175 132H172V134H175ZM180 132V131H179ZM182 132L183 133H185L184 131H183V129H182ZM200 132H203V131H200ZM129 133V134H130ZM137 133H135V135L137 134ZM138 133V134H139ZM140 133V134H141ZM152 134V136L150 137V135ZM165 133H162V134H165ZM176 133H178V132H176ZM189 133V132H188ZM191 133L193 134V132L191 131ZM195 133V132H194ZM197 133V132H196ZM195 133V134H196ZM134 133H131V137H132V139L134 140V139H137V138H139V137H137V136H140L141 137V135L139 134V135H137L136 137L137 138H134V136L135 135H133ZM145 134V133H144ZM168 134H169V136L171 135V133H170V131L168 132ZM168 134H167V136H168ZM179 134V133H178ZM192 134H190L189 135V137L192 135ZM194 134V135H195ZM177 135V134H176ZM188 135V134H187ZM187 135H184L183 134V136H187ZM193 135V136H194ZM196 135H198V133L196 134ZM203 135V134H202ZM143 136V135H142ZM145 136V137H146ZM173 136V135H172ZM171 136V138H173ZM129 137V136H128ZM131 137H129V138H131ZM150 137V140L148 139ZM160 137V136H159ZM192 137V136H191ZM158 138V139H157ZM169 138V137H168ZM176 138H177V136H176ZM131 139V140H132ZM140 139V138H139ZM139 139H137V140H139ZM143 139V138H142ZM153 141V139H156L157 141L159 140V142L157 143V142H155L156 140H154L153 142H154V144L155 143H157V144H159V147L161 148V145H163V146H165V147H163V148H165V150H166V152H165V150L163 149V148H161V149H163V150H159V151H161L160 153H157V151L158 150H156V147L158 146L157 144H155L156 145V147L154 146V144H153V142H150L151 144H149V141ZM144 140V139H143ZM161 140V141H160ZM174 140V141H173ZM264 140V139H263ZM135 141V140H134ZM136 142V141H135ZM260 142V141H259ZM138 143V142H137ZM161 143V144H160ZM222 143H224V142H222ZM221 143V144H222ZM228 143H230V142H227V144ZM239 143V142H238ZM248 143V142H247ZM257 143V142H256ZM263 143V142H262ZM135 145H136V143H134ZM144 144V145H143ZM167 144H168V142H167ZM168 144V145H169ZM219 144V143H218ZM225 144H226V142H225ZM226 144V145H227ZM248 144H250V143H248ZM152 145H153V147H152ZM177 145V144H176ZM229 145V144H228ZM138 146H140L139 144H138ZM150 148L151 147V149H149L148 150V147ZM174 146H175V144H174ZM181 146V145H180ZM215 146H217V145H215ZM229 146H231V145H229ZM241 146V145H240ZM246 146V145H245ZM252 146V145H251ZM250 146V147H251ZM155 147V148H154ZM170 147H172V146H170ZM212 147V146H211ZM243 147V146H242ZM139 148V150H140V147H138ZM176 148V147H175ZM210 148V147H209ZM231 148H232V146H231ZM153 149V150H152ZM156 150V153L154 152L155 150ZM171 149V150H170ZM222 149V148H221ZM226 149V148H225ZM229 149V148H228ZM262 149V148H261ZM150 150H151V152H150ZM168 150V151H167ZM217 150V151H216ZM216 150H214L213 152H216V153H218V149L216 148ZM224 150V149H223ZM227 150V149H226ZM225 150V151H226ZM229 150H231V149H229ZM234 150V147L232 148V151ZM246 150H248V149H246ZM141 151V150H140ZM143 151H141L143 154H144V152ZM153 151V152H152ZM212 151V150H211ZM263 151H264V149H263ZM167 152H168V154H167ZM207 152V151H206ZM252 152V151H251ZM254 152V151H253ZM215 153V154H216ZM223 153V152H222ZM208 155H209V153H207ZM214 154V153H213ZM212 154V155H213ZM215 154H214V156H215ZM221 154V153H220ZM248 154V153H247ZM246 154V155H247ZM255 154V153H254ZM158 156V157H161V156ZM163 155V156H164ZM250 155V154H249ZM249 155H248V157H249ZM256 155V154H255ZM157 156H153V157H157ZM214 156H213V158H214ZM217 156V155H216ZM232 156V155H231ZM235 157H236V155H234ZM257 156V155H256ZM260 156V155H259ZM209 157H210V155H209ZM211 158V157H210ZM258 158V157H257ZM212 159V158H211ZM231 159V158H230ZM252 159V158H251ZM235 161H236V158L234 159ZM215 161V160H214ZM253 161V160H252ZM259 161V160H258ZM257 161V162H258ZM212 163H214L213 161H211ZM207 164V163H206ZM205 164V165H206ZM257 164V163H256ZM209 165V164H208ZM211 165V164H210ZM207 166V165H206ZM256 166V165H255ZM261 166H263V165H261ZM205 167V166H204ZM260 168V167H259ZM262 168V167H261ZM256 169H257V167H256ZM264 169V168H263ZM253 170H255V169H253ZM203 171H205V169H203ZM224 171V170H223ZM226 171V170H225ZM250 171V170H249ZM256 171V170H255ZM257 171H259V170H257ZM219 173H221V172H219ZM250 173H252V171H250ZM254 174H255V172H253ZM220 175V174H219ZM219 175H218V177H219ZM249 175V174H248ZM204 176V175H203ZM212 175H210V177H211ZM220 176H222V175H220ZM259 176H261V175H259ZM247 177V176H246ZM245 177V178H246ZM251 177V176H250ZM254 177V176H253ZM202 178H204V177H202ZM248 178V177H247ZM264 179V178H263ZM262 179V180H263ZM205 180V179H204ZM259 180H261V178H259ZM261 180V181H262ZM206 181V180H205ZM210 183V182H209ZM246 183V182H245ZM249 183V182H248ZM259 184H260V182H259ZM263 184H264V182H263ZM262 184V185H263ZM186 185V184H185ZM253 182H252V187H253ZM203 186H206V185H203ZM244 186H246L245 184H244ZM250 186V185H249ZM257 186V185H256ZM261 187V186H260ZM190 187H188L187 186V190L189 189ZM248 188V187H247ZM259 188V187H258ZM252 189V188H251ZM205 191V190H204ZM248 191H249V188H248ZM175 192V191H174ZM173 192V193H174ZM256 192V191H255ZM255 192H254V194H255ZM264 192V191H263ZM171 193V192H170ZM186 193H188V192H186ZM185 193V194H186ZM215 193H217V192H215ZM258 193V192H257ZM260 193V192H259ZM261 193H262V191H261ZM190 194V193H189ZM197 194H199V193H197ZM201 194V193H200ZM205 194H207V193H205ZM214 194V193H213ZM213 194H211L213 197H214V195ZM252 194V193H251ZM176 194H174V197L176 198L177 196H175ZM204 195V194H203ZM218 195V194H217ZM257 195V194H256ZM262 195V194H261ZM261 195H260V197H261ZM173 196V195H172ZM186 196V195H185ZM212 196H210V197H212ZM216 196V195H215ZM249 196V195H248ZM173 197V200H176L175 198ZM189 197H190V195H189ZM189 197H186V198H189ZM197 197V195L194 197V198H196ZM200 197V196H199ZM199 197H197V201H198V198ZM250 197V196H249ZM255 197V196H254ZM202 197H200V199H201ZM218 198V197H217ZM258 198H259V196H258ZM178 199V198H177ZM179 199H181V198H179ZM192 199V197H190V199H188L189 201ZM264 199V198H263ZM263 199H262V201H263ZM187 200V201H188ZM213 200H214V198H213ZM215 200H216V198H215ZM218 200V199H217ZM217 200H216V202H217ZM253 200V199H252ZM259 200V199H258ZM182 201V199L180 200V202ZM201 201V200H200ZM219 201H221L220 199H219ZM218 201V202H219ZM259 201H261V200H259ZM259 201H258V203H259ZM176 202H177V204L179 203V201H177L176 200ZM176 202H173V203H176ZM215 202V203H216ZM217 202V203H218ZM226 202L227 201H225V204H226ZM232 202V201H231ZM191 203H192V201H191ZM228 204L230 203L229 201L227 202ZM233 203V202H232ZM262 203V202H261ZM264 203V202H263ZM187 204H189V203H187ZM193 204V203H192ZM237 204V203H236ZM260 204V203H259ZM176 205V204H175ZM172 206V208L173 207H176V206ZM262 205V204H261ZM260 205V206H261ZM180 206V204L178 205V207ZM190 206H191V204H190ZM189 206V211H190V213H191V207ZM194 205H192V207H193ZM218 206H219V204H218ZM166 207V206H165ZM181 207V206H180ZM179 207V208H180ZM216 207V206H215ZM226 207V206H225ZM234 207V206H233ZM169 208V207H168ZM208 208V207H207ZM230 208H232V207H230ZM236 208V207H235ZM235 208H233V209H235ZM264 208V207H263ZM164 209V208H163ZM170 209V208H169ZM168 209V211H171V210H169ZM196 209V208H195ZM195 209H193L194 211H195ZM214 209V208H213ZM261 209V208H260ZM164 210H167V209H164ZM232 210V209H231ZM236 210V209H235ZM254 210H255V208H254ZM263 210V209H262ZM258 211V210H257ZM166 212V211H165ZM261 212V211H260ZM259 212V213H260ZM264 212V211H263ZM167 213V212H166ZM199 213V212H198ZM213 213H215V211L213 212ZM233 214H234V212H232ZM187 214H189V213H187ZM186 214V215H187ZM194 214V213H193ZM193 214H191V215H193ZM197 214V213H196ZM210 214H212V213H210ZM217 214V213H216ZM236 214V213H235ZM234 214V215H235ZM256 214V213H255ZM191 215H189V216H191ZM247 215V214H246ZM194 216V215H193ZM169 217V216H168ZM182 217V216H181ZM215 218H216V216H214ZM230 216H228V217H226V218H229ZM249 217V216H248ZM247 217V218H248ZM251 217V216H250ZM190 218V217H189ZM188 218V219H189ZM195 218V217H194ZM214 218V219H215ZM220 218V217H219ZM233 218V217H232ZM231 218V220L233 221V219ZM187 219V220H188ZM213 219V220H214ZM187 220H186V223H187ZM198 220H199V218H198ZM216 220V219H215ZM222 220V219H221ZM225 220V219H224ZM223 220V221H224ZM228 220H230V219H228ZM183 221V220H182ZM192 221H194V219H192ZM201 221V220H200ZM199 221V222H200ZM216 221H220L219 219L218 220H216ZM222 221V222H223ZM227 221V220H226ZM254 221V220H253ZM195 222H197V220L195 221ZM221 222V221H220ZM256 222V221H255ZM185 223V222H184ZM225 223H228V222H225ZM193 224V223H192ZM218 224V223H217ZM230 224V223H229ZM228 224V225H229ZM231 224H233V222L231 223ZM230 224V225H231ZM248 224H250V223H248ZM176 225V224H175ZM190 225V223H188V226ZM193 225H196V224H193ZM204 225V224H203ZM225 225H227V224H225ZM224 225V226H225ZM252 225V224H251ZM185 226V225H184ZM191 226V225H190ZM234 226H235V223H234ZM257 226V225H256ZM132 227V226H131ZM158 227H159V224H158ZM176 226H174L173 228H175ZM179 227H181V226H179ZM194 227V226H193ZM200 227H201V224H200ZM227 228H228V226H226ZM225 227V228H226ZM165 228V227H164ZM187 228V227H186ZM190 228V227H189ZM194 228H196V226L194 227ZM194 228H192V229H194ZM217 228V227H216ZM221 228H222V226H221ZM224 227H223V229H225ZM235 228H239V227H235ZM245 228V227H244ZM161 229V228H160ZM168 229V228H167ZM183 229H184V227H183ZM191 229V228H190ZM212 229H214V226L212 227ZM218 229V228H217ZM220 229V228H219ZM218 229V230H219ZM255 229H257L256 227H255ZM157 230V229H156ZM163 230V229H162ZM166 230V229H165ZM205 230H207V229H205ZM211 230V229H210ZM210 230H208L206 233H208V232H210ZM226 230V229H225ZM230 230H231V227H230ZM234 230V229H233ZM232 230V231H233ZM237 231H238V229H236ZM246 230H247V228H246ZM174 231V230H173ZM180 231V230H179ZM192 231V230H191ZM195 231V230H194ZM212 231V230H211ZM224 231V230H223ZM240 231V230H239ZM157 232V231H156ZM164 232V231H163ZM182 232V231H181ZM187 232H189V231H187ZM196 232V231H195ZM197 232H198V230H197ZM200 232H201V230H200ZM219 232V231H218ZM226 232V231H225ZM224 232V233H225ZM227 232H228V230H227ZM252 232V231H251ZM158 233H159V231H158ZM158 233H156V234H158ZM205 233V234H206ZM212 233V232H211ZM214 233V232H213ZM216 233H217V231H216ZM235 233V232H234ZM238 233V232H237ZM241 233V232H240ZM247 233V232H246ZM259 233V232H258ZM261 233V232H260ZM259 233V234H260ZM160 234H162L161 232H160ZM183 234H185V232H183ZM191 234V233H190ZM193 234V233H192ZM199 234V233H198ZM202 234L203 233H200V235L202 236ZM204 234V235H205ZM226 234H228V233H226ZM105 235V234H104ZM194 235H196V234H194ZM193 235V236H194ZM203 235V236H204ZM234 235H236V233L234 234ZM238 235H240V234H238ZM255 235V234H254ZM258 235V234H257ZM182 236V235H181ZM192 236V235H191ZM190 236V237H191ZM197 236V235H196ZM200 236V237H201ZM202 236V237H203ZM207 236V235H206ZM211 236V235H210ZM241 236V235H240ZM245 236H246V234H245ZM69 237V236H68ZM102 237V236H101ZM195 237V236H194ZM198 237L199 236H197V239H196V241H199L198 240ZM214 237V236H213ZM216 237V236H215ZM214 237V239H218V238H215ZM219 237V236H218ZM229 238H230V236H228ZM228 237H227V239H228ZM243 237V236H242ZM249 237V236H248ZM260 237V236H259ZM191 238H193V237H191ZM204 238H205V236H204ZM247 238V237H246ZM73 239V238H72ZM184 239V238H183ZM185 239H186V237H185ZM184 239V240H185ZM207 239V238H206ZM212 239V238H211ZM213 239V240H214ZM222 239V238H221ZM224 239V238H223ZM222 239V240H223ZM239 239V238H238ZM89 240V239H88ZM106 240H107V238H106ZM110 240V239H109ZM188 240V239H187ZM208 240V239H207ZM231 240H232V238H231ZM234 240V239H233ZM259 240H260V238H259ZM76 241V240H75ZM173 241V240H172ZM186 241V240H185ZM219 241V240H218ZM226 241V240H225ZM261 241V240H260ZM116 242V241H115ZM174 242V241H173ZM172 242V243H173ZM176 242H178V241H176ZM175 242V243H176ZM189 242V241H188ZM205 242V241H204ZM203 242V243H204ZM211 242V241H210ZM209 242V243H210ZM213 242V241H212ZM217 242V241H216ZM221 242V241H220ZM224 242V241H223ZM222 242V243H223ZM230 242V241H229ZM247 242V241H246ZM256 242H258L257 240H256ZM105 243H106V241H105ZM110 243V242H109ZM113 243V242H112ZM180 243H181V241H180ZM182 243H183V241H182ZM198 243V242H197ZM200 243V242H199ZM68 244V243H67ZM104 244V243H103ZM106 244H108V242L106 243ZM184 244H186V243H184ZM213 244H215V243H213ZM218 244V243H217ZM237 244V243H236ZM246 244V243H245ZM244 244V245H245ZM256 244V243H255ZM91 245V244H90ZM221 245V244H220ZM219 245V246H220ZM229 245V244H228ZM232 245V244H231ZM253 245V244H252ZM252 245H250V246H252ZM70 246H71V244H70ZM74 246V245H73ZM77 246V245H76ZM113 246H114V244H113ZM201 246V245H200ZM210 246H211V244H210ZM218 246V245H217ZM217 246H215L216 247V249L215 250H217ZM236 246V245H235ZM84 247V246H83ZM177 247L178 246H176L175 248L177 249ZM186 247V246H185ZM202 247V246H201ZM206 247H207V245H206ZM223 247V246H222ZM232 247V246H231ZM239 247H241L240 245H239ZM61 248V247H60ZM79 248V247H78ZM101 248V247H100ZM99 248V249H100ZM172 248H173V246H172ZM174 248V249H175ZM212 248V247H211ZM221 249V247H218V249ZM243 248V247H242ZM241 248V249H242ZM248 248H249V245H248V247H247V250H248ZM256 248V247H255ZM259 248V247H258ZM83 249H85V248H83ZM97 249V248H96ZM104 249V248H103ZM170 249V248H169ZM169 249H167V250H169ZM179 249V248H178ZM224 249V248H223ZM227 249V248H226ZM235 249V248H234ZM249 249H252V248H249ZM98 250V249H97ZM101 250V249H100ZM213 250V249H212ZM214 250V251H215ZM229 250V249H228ZM257 250V249H256ZM60 251V250H59ZM63 251H64V249H63ZM71 251V250H70ZM69 251V252H70ZM182 251V250H181ZM181 251L179 252V253H181ZM189 251V250H188ZM199 251V250H198ZM210 251V250H209ZM208 251V252H209ZM220 251V250H219ZM219 251H217V252H219ZM227 251V250H226ZM231 251V250H230ZM237 251V250H236ZM250 251V250H249ZM254 251V250H253ZM262 251H264V250H262ZM100 252V251H99ZM152 252V251H151ZM167 252H169V251H167ZM178 252V251H177ZM222 253H223V251H221ZM251 252H252V250H251ZM258 252V251H257ZM74 253V252H73ZM184 253V251L182 252V254ZM196 254H197V252H195ZM194 253V254H195ZM201 253V252H200ZM213 253V252H212ZM238 253V252H237ZM58 254V253H57ZM93 254V253H92ZM173 254V253H172ZM185 254V253H184ZM184 254H183V256H182V258H184ZM191 254V253H190ZM217 254V253H216ZM227 254V253H226ZM225 254V255H226ZM229 254V253H228ZM231 254V253H230ZM234 254V253H233ZM247 254V253H246ZM252 254H254V253H252ZM256 254V253H255ZM60 255V254H59ZM58 255V256H59ZM101 255V254H100ZM164 255V254H163ZM176 255V254H175ZM203 255H205V254H203ZM224 255V256H225ZM235 255V257H236V254H234ZM243 255V254H242ZM248 255V254H247ZM166 256V255H165ZM181 256V255H180ZM217 256H219V255H217ZM238 256H239V254H238ZM244 256V255H243ZM242 256V257H243ZM256 256L257 255H255L254 257L256 258ZM2 257V256H1ZM69 257V256H68ZM149 257H153V256H151V254H150V256ZM155 258L157 257L156 255L154 256ZM171 257V256H170ZM169 257V258H170ZM177 257V256H176ZM205 257V256H204ZM210 257H211V255H210ZM213 257H214V255H213ZM253 257V256H252ZM6 258V257H5ZM72 258V257H71ZM85 258V257H84ZM98 258V257H97ZM186 258V257H185ZM208 258V257H207ZM215 258V257H214ZM246 258V257H245ZM244 258V259H245ZM260 258V257H259ZM258 258V259H259ZM68 259V258H67ZM86 259V258H85ZM94 259V258H93ZM102 259H104V258H101V260ZM161 260H162V258H160ZM187 259V258H186ZM206 258H204V260H205ZM209 259V258H208ZM211 259V258H210ZM218 259V258H217ZM239 259V258H238ZM258 259H257V261H258ZM9 260V259H8ZM13 260V259H12ZM15 260V259H14ZM17 260V259H16ZM156 260H158L157 258H156ZM214 260V259H213ZM218 260H220V259H218ZM222 260H223V258H222ZM234 260V259H233ZM237 260V259H236ZM5 261H6V259H5ZM18 261V260H17ZM79 261V260H78ZM81 261V260H80ZM88 261V260H87ZM132 261V260H131ZM171 261V260H170ZM173 261V260H172ZM228 261H229V259H228ZM246 261V260H245ZM262 261V260H261ZM64 262V261H63ZM83 262V261H82ZM81 262V263H82ZM102 262V261H101ZM123 262V261H122ZM164 262H165V260H164ZM186 262V261H185ZM190 262V261H189ZM206 262V261H205ZM224 262H227V260L226 261H224ZM223 262V264H225ZM7 263H9V262H7ZM11 263V262H10ZM73 263V262H72ZM76 264H78L77 262H75ZM74 263V264H75ZM80 263V262H79ZM80 263V264H81ZM94 263H95V261H94ZM116 263V262H115ZM124 263V262H123ZM170 263V262H169ZM174 263V262H173ZM180 263V262H179ZM182 263V262H181ZM192 263V262H191ZM203 263V262H202ZM228 263V262H227ZM243 263H244V261H243ZM256 263V262H255ZM259 263V262H258ZM1 264V263H0ZM13 264H14V262H13ZM101 264V263H100ZM107 264H108V262H107ZM116 264H119L118 262L116 263ZM122 264V263H121ZM125 264H128V263H125ZM129 264H130V262H129ZM132 264V263H131ZM143 264V263H142ZM149 264V263H148ZM157 264V263H156ZM160 264V263H159ZM164 264V263H163ZM184 264V263H183ZM189 264V263H188ZM204 264V263H203ZM207 264V263H206ZM215 264H216V262H215ZM230 264H233V263H230ZM238 264V263H237ZM242 264V263H241Z\"/></svg>",
	"mask_w": 264,
	"mask_h": 264
}]
</instances>
